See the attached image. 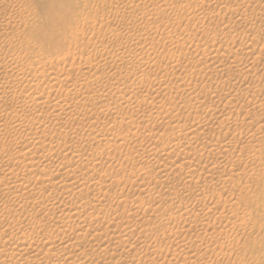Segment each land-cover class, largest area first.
I'll return each instance as SVG.
<instances>
[{
    "label": "rangeland",
    "instance_id": "obj_1",
    "mask_svg": "<svg viewBox=\"0 0 264 264\" xmlns=\"http://www.w3.org/2000/svg\"><path fill=\"white\" fill-rule=\"evenodd\" d=\"M1 1V0H0ZM66 0H23L22 2L24 3L25 2V4H23L22 2H21V4L20 5H25V6H23V7H26L27 5H30L32 8H29L30 6H28V8L29 9H31L30 11L33 13V14H36L38 17H40V20L41 19H43V18H46L47 17V15L50 13V12H55V13H57V14H59V13H63L64 12V9H65V7L66 6H69V7H71V8H73V9H75L76 11H75V13L76 12H78V13H76V14H74L73 16L71 15V14H68V16H67V21H69L70 22V24L72 25V27L71 28H73L74 30H80L79 32H81V31H83V29H84V31H83V38H82V41L85 43V44H94V43H96V39H97V37H98V35L100 36L102 33H105L106 31V33L105 34H109L108 32H110V30L108 31V29L110 28H113V26H114V28H119V26H120V28H121V26H124L125 25V23L127 22V23H129V21L130 22H132L133 20L132 19H139V17L141 16L140 14H142V13H147V14H149V15H147L146 17L148 18L149 16H150V14H151V12H152V17L150 18H148V20L149 19H151V21L149 20H147V22H146V20H145V18H144V20L145 21H143V20H140L141 21V24H144V23H148L147 25H149V23L150 22H152V23H154V24H150L149 26H153V29L152 30H150L148 27L149 26H146L145 24V26H146V30H144L143 32L140 30L141 28H136L135 30L137 31H135L134 29L133 30H131L130 31V33L128 32L127 34L124 32V34H125V37H124V39H126V37L127 36H129V39H130V37H131V39L133 38V40H138V39H140L141 37L142 38H144L145 39V37L144 36H147V38L148 39H150V38H156L155 40H159L160 39V41L163 43V41L161 40V38H162V36L163 35H165V33L164 32H167L168 33V31L166 30V29H170V31L172 32V34H171V32H170V36L172 37V39H173V35L175 34L177 37H187V38H190V40L192 41V44H191V46L190 47H185L183 50L184 51H182L181 52V50H179V54H181L182 53V55L183 56H179L178 55V53L176 52V54H177V56H175V58L174 59H170V58H168V56H167V58H165V60L164 61H162L161 63V66L162 67H160L161 69H157L156 67H154V68H152V67H150V68H145L144 66H143V68H144V71L143 72H145V73H147V74H145V73H143V75L142 74H140V77H141V79H140V77H139V74L137 75V74H135V72H136V68H135V66H134V68L132 69V67H131V70L130 71H133V72H129V70L126 72V71H123L122 72V75H129V76H127L129 79L128 80H130V81H126V83H128L127 84V86H129V82L130 83H132L133 81H134V83H135V81H136V83H137V85L135 86V85H133L134 86V88H132V90H133V92H132V90H129V89H131V88H127L128 89V95L126 94V92H127V89H125L126 90V92L125 91H123V92H125V94H126V96H125V94L124 95H121L120 93H118V94H116L115 92H113L114 90H112L111 88L109 89V87L107 86V85H104V84H106L105 82H103L101 85V87H100V90H96L97 91V94H99L102 90H104V91H102L101 93H108V91H110L111 90V92H109V94L110 93H112L111 94V96L112 97H116V95H117V103H121V101H122V103L124 102V103H126V104H130V102H131V105H132V107H133V112L130 110L129 112H126L125 110H123V111H120V109H118V111L119 112H115V113H113L112 115L110 114L109 116H110V120H109V116L108 115H106V116H108V117H106V116H104L107 112H106V108H107V102H102V103H100V105H102V106H100L99 105V108H101V109H99V110H103L102 111V113H101V120L103 119V120H105L106 121V119L108 118V120L105 122V121H103L102 120V122L104 123L105 122V124H107V125H113L114 123L113 122H116V126H115V128H116V130L117 129H119L120 130V132H122L123 134L125 133L126 134V132L127 133H129V132H131V133H137V134H139V136H141L140 138H137L138 140H137V142H139V143H141V144H149V143H152V141H153V143H157V144H161V143H159V140H160V142H165V143H170V144H172V143H175V142H177L178 140H180L181 142L182 141H185V139L187 140V141H189L191 138H195V136L196 135H183L185 138L183 139V136H181V135H178L177 136V134L174 136V138H172V137H170V136H172V134L170 135V136H168L169 134H170V128H172V126H175V124H176V126L177 127H179V126H184L185 124H188V123H190V121H193L194 123H195V125H194V127H197V125H198V123L197 122H201L202 121V123L204 122H209L210 124H212L213 122H214V124L213 125H211V129L210 128H207V129H203V128H200V130H198V131H200L201 132V130L202 131H204V132H201V136L200 135H198V137L200 138V139H198V138H196V139H191L192 141H201V140H206V139H217V138H219V136H220V138L222 137V135L223 134H225L224 132H227L228 131V129H229V124L227 123V121L225 120V117H227L226 115H225V117H224V125H223V123L222 122H220L221 120H222V117H221V115H219V113H221V106H217L216 107V109H215V106L214 105H212V104H209L210 103V101H209V99H208V97L207 96H209V94H210V92H212L213 91V89L215 90V88H216V90L217 91H221V90H226V85L224 84V85H220V83H221V81H222V79L223 80H227V78H226V76H228L229 74L231 75L228 79H231L232 78V76H236V72H231V73H233V74H231V73H227L228 75H225V73L224 74H222V75H215L216 76V78H215V76H214V73L211 71V69L209 70V71H211V72H209V71H207L206 73L208 74H206L205 73V77H200V76H198L197 77V75H195V72L193 71V70H195V68L197 69V65L195 66L194 64H197V62H196V59H197V57L198 56H200V52L202 51V48L204 47V49H206V48H212V46L214 45V44H218L220 41H223V40H225V38L227 39V40H230V37L231 36H233V38H234V35H235V37H236V39L238 40H236L235 38H234V40H236L235 41V45H237V46H235V47H233L232 49L234 50V49H236V47H238V46H240L242 43L244 44V40H240V38L238 37V35H236V34H239V33H241V32H247V30H250L251 31V29H253V31H251V32H248V34H250V35H252L251 33H257V34H262L261 33V31L263 30V32H264V16H263V20H262V14L261 13H259V7L261 6V5H259V6H257V8H254V10H253V12H251L252 10H249L248 11V13L247 14H244L246 17H245V20H244V15H243V18L242 17H240L241 19H243V21L242 20H240V19H238V17L239 16H237L235 13H237V12H235V11H237L238 10V8L236 7V6H234L233 4H235V3H233V1L231 2V0H230V2H228V0H217V1H215V0H181V3L179 2L180 0H177V1H175V0H169V2H170V4H169V2L168 1H166V0H162V1H166V2H168L166 5H164V2H162L161 0H160V2H158V3H160L161 4V7L160 8H162V3H163V7H165V6H169L170 7V5L172 6V7H176V5H177V8H175L176 9V11H178L177 9H179L181 12H180V14L178 13V12H176V14H177V17H175L174 15H175V12H173L174 13V15H172V12L171 11H175V10H173L172 9V7L169 9L168 7H167V9H169V10H166V11H162V10H164V9H166V8H162L161 10H160V8H158L159 10H160V12L158 11V10H154V3H152L153 5H151V3H150V1L152 2V1H154V2H156V1H159V0H134L135 1V3H134V5H132L131 7L132 8H137L138 9V11L140 12H138L137 10H136V8L135 9H127L126 8V10H125V8L123 9V8H121L122 6H124L125 4H127V2H130V1H132V0H120V2L121 1H123L124 3H122L121 2V4L119 3V4H116L117 3V1L114 3V1L115 0H111V1H109V0H107L106 2V4H108V8L107 7H105V4H104V7L102 8L101 7V5H97L95 2L93 3V1L92 0H85V2H84V0H71L72 1V3H70L71 1L70 0H67L66 2H65ZM75 1H77V3L75 2ZM119 1V0H118ZM126 1V2H125ZM133 1V2H134ZM142 1H144V2H142ZM146 1V2H145ZM149 1V2H148ZM183 1V2H182ZM198 1V2H197ZM201 1H202V3H203V1H204V3L202 4L201 3ZM214 1V2H213ZM222 1V2H221ZM264 0H262V1H260V3H262L263 5H264V2H263ZM58 2V5L56 4ZM88 2H90V4H87ZM137 2H140V3H138L139 4V6H136L137 4ZM165 2V3H166ZM172 2L174 3L175 2V6H173L174 4H172ZM209 2H210V5H209ZM211 2H213L212 4H211ZM219 2H220V4H219ZM225 2H228V5H230V6H227V4H224ZM234 2H236L235 0H234ZM28 3H30V4H28ZM83 3H86L84 6L82 5ZM111 3V4H110ZM144 3V4H143ZM148 5H147V4ZM177 3V4H176ZM178 3L181 5H178ZM189 3H190V6H191V4L193 3L194 5H195V3L199 6L200 4L199 3H201V5H202V8H204V9H199L198 8V6L196 5V6H194V5H192V6H194V7H196V8H193L192 6L191 7H189ZM214 3L216 4V3H218L219 5H214ZM226 5L227 7H229L227 10L226 9H224L225 8V6L223 5ZM233 3V4H232ZM237 3H238V1H237ZM93 4V5H92ZM95 4V5H94ZM115 4V5H114ZM122 4H124V5H122ZM143 6H142V5ZM183 4H184V6H183ZM7 5V6H6ZM5 5V3H2V4H0V22L2 21H5L6 19H8V17H9V15H13L14 14V12H15V10L14 9H12L11 8V6H10V8L8 7V4H6ZM33 5V6H32ZM51 5L53 6V9H52V7H51ZM90 5V6H89ZM121 5V6H120ZM129 5V4H128ZM149 5H151V6H149ZM200 5V6H201ZM216 6L215 8H214V6ZM221 5H223V7H221ZM237 6H240V5H238V4H236ZM36 6V7H35ZM96 6H97V9H96ZM114 6L116 7V6H118V7H116V8H114ZM218 6H220L221 7V9H223L225 12H223V10H219V7ZM232 6V7H231ZM255 6V7H256ZM22 7V6H21ZM51 7V8H50ZM92 7V8H91ZM99 7V8H98ZM141 7V8H140ZM146 7H148L149 8V10H150V8H152V10L151 11H149ZM183 7H186L185 9H186V12H184V8ZM206 7V8H205ZM234 7V8H233ZM236 7V8H235ZM18 8V7H17ZM27 8V7H26ZM27 8V9H28ZM142 8H144L145 10H146V12H145V10L143 11V9ZM210 8V9H209ZM213 8H214V10H213ZM230 8L232 9H237V10H230ZM52 9V10H51ZM89 9V10H88ZM94 9V10H93ZM118 10V9H120V11L118 12V17H116L115 16V18L114 17H109V19H108V23H111V24H108V25H105V23H99V21L97 20V22L95 23V24H93L94 26V28L93 27H91V26H89V28H92V29H89L88 30V28H87V26H86V24H84V25H82V21H80V17H85L86 15H87V13L88 12H90L89 14L91 15V16H93V15H95L94 17L95 18H102L103 16H104V18L108 15V13L107 12H109L110 10L112 11V10ZM142 9V10H141ZM172 9V10H171ZM194 9L195 10H197V11H194ZM198 9H199V11L201 10L202 12H199L198 11ZM7 10H8V12H7ZM63 10V11H62ZM93 10V11H92ZM104 10V11H103ZM108 10V11H107ZM121 10H122V13L123 14H125V13H129V14H125L124 15V17L122 16L123 14H121ZM125 10V11H124ZM133 10V11H132ZM171 10V11H170ZM206 10H208V11H210L209 13H207L206 12ZM256 10H258V11H256ZM6 11V12H5ZM66 11V10H65ZM97 11V12H96ZM128 11H132V12H128ZM136 11H137V13L139 14V16L136 14ZM154 11H158L157 13L155 12L154 13V16H153V12ZM161 11H162V14H161ZM168 11H170L171 12V14L168 12ZM191 11V12H190ZM205 11V12H204ZM211 11H214L215 12V14H214V12H211ZM219 11V12H218ZM226 11H228V13L226 12ZM230 11H232L233 12V14L234 15H236L235 16V18L237 19L236 21H237V23H236V21L234 22V20L233 19H235V18H233L234 17V15L232 14V12H231V14H230ZM240 11H242V9H241V7L239 8V12ZM255 11V12H254ZM264 11V10H263ZM263 11H262V13H263ZM74 12V11H73ZM72 12V13H73ZM96 12V13H95ZM100 12L102 13V15L100 14ZM133 12H135V13H133ZM142 12V13H141ZM189 12V13H188ZM193 12H199V13H197V17L193 14ZM218 12V13H217ZM8 13V14H7ZM94 13V14H93ZM133 13V15H131ZM163 13H165V14H163ZM166 13H168V17H169V23H170V26L171 25H173V26H171V28L168 26V27H166L165 29H164V27L163 26H161L162 25V23L161 22H159V21H161V20H164L165 19V17H166V19H168V17H167V14ZM184 13V14H183ZM189 15V14H191L190 16H193L192 17V19H191V17H189L187 14ZM202 13H203V16H202ZM204 13H206V14H204ZM210 13H211V15H210ZM220 13V14H219ZM222 13H227L225 16H223V14ZM242 13H244V12H242ZM252 13V14H251ZM257 13V15L258 14H260V15H258V16H260V17H256L255 16V14ZM84 14V15H83ZM156 14V15H155ZM178 14H179V16H178ZM182 14V17H180V15ZM186 14V15H185ZM193 14V15H192ZM212 14H214V15H212ZM230 14V15H229ZM77 15V16H76ZM82 15V16H81ZM101 15V16H100ZM121 15V16H120ZM131 15V16H130ZM160 17V18H158V16ZM164 15H165V17H164ZM185 15V16H184ZM207 15V16H206ZM223 16L222 18H223V20H222V18L220 17H218V16ZM251 15V16H250ZM264 15V14H263ZM7 16V17H6ZM70 16L73 18H70ZM128 16V17H127ZM134 16H136V17H133ZM162 16V17H161ZM171 16L174 18H172L171 20H170V18H171ZM184 16V17H183ZM188 16V17H187ZM211 18H210V17ZM233 16V17H232ZM250 16V17H249ZM75 17H76V19H75ZM122 17V19H117V18H121ZM153 17H155L156 18V21L157 22H159V23H157V25L159 26V27H157V28H155L156 27V23L155 22H153L152 21V19L155 21V18H153ZM163 17H164V19H163ZM207 17V18H206ZM226 19H225V18ZM1 18L3 19V20H1ZM97 18V19H98ZM130 18H132V19H130ZM157 18L159 19V21L157 20ZM162 18V19H161ZM227 18L229 19V20H231V22H233V23H228L229 24V26H225L224 24H227L226 22H228L229 20H227ZM247 18V19H246ZM256 18H258V19H256ZM75 19V20H74ZM129 19V20H128ZM134 19V20H135ZM201 19V20H200ZM222 21H221V20ZM122 20V21H121ZM125 20H128V21H125ZM179 20V21H178ZM205 20V21H204ZM239 20V21H238ZM249 20H251V21H249ZM256 20V21H255ZM259 20V21H258ZM260 20H262L261 22H260ZM73 21H76L77 23H75V22H73ZM115 21V22H114ZM118 21V22H117ZM121 21V22H120ZM124 21V22H123ZM167 21V20H166ZM175 21V22H174ZM178 21V22H177ZM202 21V22H201ZM226 21V22H225ZM242 21V22H241ZM247 23H245V22ZM16 22V21H15ZM15 22H10L9 23V26L7 25H0L1 27H0V39H2L1 41L2 42H0V68L1 69H3L4 67V69H3V71L2 72H4V73H6V76L5 77H8V80H10L11 78H13V75L11 74V73H13L12 72V69H13V67L14 66H16V64L15 63H18L17 65H18V67H25L26 65H29L28 63H29V61L27 60V54H29V52L26 50V47L28 48L29 46H25V45H23L22 46V48H21V50L24 52H22L21 50H20V48L18 49L17 47H15L14 46V43H12V42H9V41H11V39H10V37L12 36V34H11V36L10 37H8L9 35H10V33L12 32V33H14L15 31H20L21 30V32H24L25 33V30H26V32L28 33V30L30 29V27H27V26H29L28 24H24L23 25V23H18V22H16V24H15ZM120 22V23H119ZM123 22V23H122ZM142 22H144V23H142ZM80 23V24H79ZM107 23V22H106ZM115 23V24H114ZM200 23H201V25H200ZM204 23V24H203ZM207 23V24H206ZM12 24V25H11ZM17 24H19V25H17ZM102 24H103V26H102ZM177 24V25H176ZM199 24V25H198ZM241 24V25H240ZM244 24H246V25H244ZM259 24V25H258ZM13 25H14V28H13ZM27 25V26H26ZM105 25V26H104ZM176 25V26H175ZM26 27V28H24V27ZM83 26V27H82ZM96 26V27H95ZM101 26H102V28H101ZM111 26V27H110ZM155 26V27H154ZM161 26V27H160ZM180 26V27H179ZM199 26H200V28L202 27V26H206L205 28L207 29L208 27H214V28H212V30H211V27H210V36H208V37H205V36H207V34L209 35V30L207 29V31H208V33L207 32H205L206 34H205V36H204V34H202L201 33V31H202V29L204 28V27H202L201 29L199 28ZM218 26V27H217ZM227 27V28H225V27ZM232 26V27H231ZM236 26H238V27H236ZM240 26V27H239ZM248 26V27H247ZM252 26H253V28H252ZM263 26V27H262ZM3 27V28H2ZM75 27V28H74ZM78 27V28H77ZM108 27V28H107ZM163 27V28H162ZM178 27V28H177ZM219 27H221V28H219ZM224 27V28H223ZM228 27H231V28H233V29H230V28H228ZM81 28H83V29H81ZM160 28V29H159ZM236 28V29H235ZM13 29V30H12ZM14 29H15V31H14ZM25 29V30H24ZM101 29V30H100ZM107 29V30H106ZM156 29V30H155ZM162 29H164V31H162ZM176 29V30H175ZM181 29V30H180ZM227 29V30H226ZM244 29V30H243ZM247 29V30H246ZM259 29H260V31H259ZM262 29V30H261ZM9 30V31H8ZM78 30H77V32H78ZM100 31V33H98L99 31ZM139 30L141 31V33H139ZM153 30H155V31H159V33H164V34H162L161 35V37L159 36L160 34H158V32H154ZM173 30V31H172ZM216 30V32H214ZM229 30V31H228ZM243 30V31H242ZM254 30H256V31H254ZM8 31V32H7ZM86 31V32H85ZM89 31V32H88ZM98 31V32H97ZM105 31V32H104ZM148 31H150L151 32V34H149V33H147L146 35L144 34V33H146V32H148ZM153 31V32H152ZM161 31V32H160ZM179 31V32H178ZM183 31V32H182ZM219 31V32H218ZM221 31H222V33H221ZM78 32V33H79ZM94 32V33H93ZM96 32V33H95ZM137 33V34H135V33ZM196 32V33H195ZM258 32H260V33H258ZM9 33V34H8ZM139 33V34H138ZM154 33V34H153ZM155 33H156V35L157 36H155ZM181 33V34H180ZM211 33H213V35H214V33L216 34L215 35V37L213 36V38H211V36H212V34ZM225 33V34H224ZM231 33V34H230ZM236 33V34H235ZM143 34H144V36H143ZM152 34L154 35V36H152ZM184 34V36H182ZM197 36H196V35ZM203 36H202V35ZM225 36H224V35ZM228 34V35H227ZM80 35L81 34H79V38H80ZM127 35V36H126ZM135 35H137V37L135 36ZM142 35V36H141ZM151 35V37L149 38V36ZM174 35V39H175V36ZM203 37H201V36ZM222 35V36H221ZM250 35H249V37H250ZM92 36V37H91ZM136 38H135V37ZM141 36V37H140ZM158 36H159V38H158ZM3 37H5L4 39H3ZM96 37V38H95ZM238 37V38H237ZM146 38V39H147ZM201 38H202V40H201ZM205 38V39H204ZM221 38V39H220ZM224 38V39H223ZM232 37H231V39H233ZM6 39V40H5ZM8 39H10V40H8ZM91 39H92V41H91ZM147 39V40H148ZM210 39V40H209ZM143 40V39H142ZM141 40V41H142ZM165 41H167V39H164ZM6 41H8L7 43H9V45H7V43H6ZM5 42V43H4ZM199 42V43H198ZM204 42V43H203ZM213 42H215V43H213ZM217 42V43H216ZM2 43H4V44H2ZM5 45V46H4ZM14 46V50H13V46ZM261 45H263V42L260 44V45H258V46H256V45H254L257 49L261 46ZM12 46V47H11ZM25 46V47H24ZM209 46V47H208ZM9 47V48H8ZM11 48V49H10ZM17 50H16V49ZM193 48V49H192ZM24 49V50H23ZM199 49V51L198 52H195L196 50H198ZM18 50H20L21 51V53H19L20 51H18ZM34 51V50H36V48L34 49H32V47L30 48L29 47V51L31 52V51ZM187 50V51H186ZM191 52H190V51ZM11 51H13V53H14V56H13V53L11 52ZM15 51H17V52H15ZM27 51V52H26ZM159 51V52H158ZM189 51V52H188ZM186 52V53H185ZM194 52V53H193ZM26 53V55H24ZM198 54V55H196V54ZM26 56L25 57V60H23L24 59V56ZM155 54V55H154ZM159 54V55H163V52H160V48H158V50L156 51V52H144V53H141V54H139V55H136V58L138 57H140L139 59H141V61H144V62H146V61H148V63L149 64H151L153 61H155V58H157V57H159V56H157V55ZM175 54V55H176ZM187 56H186V55ZM16 55H19L20 56V59L16 56ZM142 57H141V56ZM16 56V57H15ZM21 56H23V58H21ZM157 56V57H156ZM179 56V57H178ZM188 56H190L189 57V60H188ZM29 57H30V55H29ZM195 57V58H194ZM9 58H10V60H9ZM16 58H18L19 60H23V61H25L26 63L24 64V62L22 63L21 61H18V59H16ZM30 58H32L30 61H33V63L32 62H30V64H36V59H34L33 60V56H32V54H31V57ZM135 58V59H136ZM178 58H180V59H178ZM187 58V59H186ZM97 59H98V57L96 58V60L95 59H93V58H91V63H94L93 62V60L94 61H97ZM149 59V60H148ZM153 59V60H152ZM190 59L193 61V62H191L190 61ZM3 60V61H2ZM137 60V59H136ZM168 60V61H167ZM173 61V62H171V61ZM149 61H152L151 63L149 62ZM175 61V62H174ZM179 61V62H178ZM8 62H11V63H8ZM14 62V63H13ZM28 62V63H27ZM169 62V63H168ZM190 62V63H189ZM13 63V64H12ZM164 63V64H163ZM178 63H179V65H178ZM187 63V64H186ZM11 64V65H10ZM20 64V65H19ZM182 65V67H180L181 65ZM192 64V65H191ZM10 65V66H9ZM188 65V66H187ZM191 65V66H190ZM11 66H13V67H11ZM170 66L174 69V70H172V68H170ZM175 66V67H174ZM184 66V67H183ZM187 67V68H186ZM191 67V68H190ZM192 67L194 68V69H192ZM152 68V69H151ZM167 70V72L168 71H173V72H175V74H181L182 76H181V78L183 77V79H182V81H184V82H182L181 80H180V82H174V80H173V77L172 76H167L166 77V75H164V70L165 69ZM168 68H169V70H168ZM189 68V69H188ZM1 69H0V71H1ZM8 70L9 69V72H8V75H7V71L6 70ZM147 69V70H146ZM188 69V71L189 72H191V73H189V72H187V71H185V70H187ZM11 70V71H10ZM98 70V72H95V70H94V72H92L93 70H91L89 73H88V75L89 76H86V74L84 75V76H86V77H84L85 79H86V81L87 82H91L92 81V79H93V75L95 74L96 76L98 75V76H100L101 75V71H104V73H107L106 72V70H107V68L104 70V69H100V67L97 69ZM99 70H101V71H99ZM150 70V71H149ZM166 70H165V72H166ZM179 70V71H178ZM191 70V71H190ZM147 71V72H146ZM155 71V72H154ZM163 71V72H162ZM182 71H183V73H182ZM126 72V73H125ZM181 72V73H180ZM186 72L188 73V74H186ZM10 73V74H9ZM94 73V74H93ZM96 73H98V74H96ZM103 73V74H104ZM132 73H134V74H132ZM161 73V74H160ZM184 73H185V75H184ZM194 73V74H193ZM212 74V75H211ZM94 75V79H93V81H94V84L93 83H91L89 86L90 87H92L93 86V88L94 89H97V85L96 84H98L99 82L101 83V81H98L97 79V77ZM121 75V76H122ZM151 75V76H150ZM159 75V76H158ZM163 75V76H162ZM189 75V76H188ZM191 75V76H190ZM11 76V77H10ZM144 76H145V78H144ZM165 76V77H164ZM209 78H208V77ZM214 77V80H210V79H213V78H211V77ZM220 76H222V78L220 77ZM4 77V78H5ZM97 79H96V78ZM123 77V76H122ZM149 77V78H148ZM172 79H171V78ZM188 77V78H187ZM10 78V79H9ZM89 78V79H88ZM91 78V79H90ZM134 78V80H132ZM140 79V81L138 80L137 81V79ZM143 78V79H142ZM170 78V79H169ZM186 78V79H185ZM199 79V80H196V79ZM208 78V79H207ZM221 78V79H220ZM88 79V80H87ZM96 79V80H95ZM100 79V78H99ZM136 79V80H135ZM162 79V80H161ZM191 79V80H190ZM206 79V80H205ZM220 79V80H219ZM233 79V78H232ZM7 80V78L5 79V80H0V85L1 86H4L5 84H6V82L8 81ZM91 80V81H90ZM141 80H142V84H141ZM152 80V81H151ZM186 80V81H185ZM189 80L191 81V83L193 84H198V87L200 86V88L201 89H197L196 91H195V93L193 92V93H189L188 91H183V88L185 87V88H187L188 87V84H189ZM211 81V82H209V81ZM3 81H6L5 83L3 82ZM92 81V82H93ZM132 81V82H131ZM187 81H188V83H187ZM213 81H215L216 82V84H215V82H213ZM139 82H140V84H139ZM152 82V83H151ZM161 82V83H160ZM165 82V83H164ZM196 82V83H195ZM203 82L205 83V82H208V83H212V85L210 86V84L208 85V86H205V84H203ZM151 83V84H150ZM155 83V84H154ZM3 84V85H2ZM93 84V85H92ZM162 84V85H161ZM16 85H19V84H16ZM104 85V86H103ZM141 86V88H140V86ZM153 85V86H152ZM170 85H171V87H170ZM182 85H183V87H182ZM185 85V86H184ZM218 85H220V86H218ZM263 85V83L262 84H258V86H262ZM20 86V85H19ZM165 86V87H164ZM205 86V88H203ZM225 86V87H224ZM90 87H88V91L87 92H85L87 95L89 94L90 96H95L96 94H93V92L95 91V90H92L93 88H91L90 89ZM104 87V88H103ZM123 87V86H122ZM164 87V88H163ZM166 87H167V89H166ZM207 87V88H206ZM215 87V88H214ZM103 88V89H102ZM106 88V89H105ZM144 88V89H143ZM155 88L157 89L158 88V90L160 91V94H158V95H156L155 94ZM172 88V89H171ZM109 89V90H108ZM1 90V89H0ZM179 90V91H178ZM199 90V91H198ZM202 90V91H201ZM207 90V91H206ZM90 91V92H89ZM163 91H165V92H163ZM170 93H169V92ZM173 91V92H172ZM99 92V93H98ZM123 92H122V94H123ZM187 92V93H186ZM96 93V92H95ZM131 95H130V94ZM145 96H143L142 94ZM146 93V94H145ZM148 93V94H147ZM167 95H166V94ZM175 93V94H174ZM201 93H204L203 95L201 94ZM164 94V95H163ZM183 95V98H185V99H183L182 98V95ZM185 94V95H184ZM199 94H200V98H199ZM148 95V96H147ZM188 95H190V96H188ZM202 95V96H201ZM122 96H124V98L122 97ZM131 98H130V97ZM143 96V97H142ZM155 96V97H154ZM177 96V97H176ZM186 96V97H185ZM204 96V97H203ZM133 97L135 98L134 100L135 101H133ZM181 97V99H179ZM188 97V98H187ZM194 97V98H193ZM197 97V98H196ZM130 98V99H129ZM157 98V99H156ZM166 98V100H164ZM190 98V99H189ZM199 98V99H198ZM113 99V98H112ZM115 99V98H114ZM138 99H140V100H138ZM142 99H144V100H142ZM170 99V100H169ZM172 99V100H171ZM176 99V100H175ZM195 99V100H194ZM203 99H205V100H203ZM128 100V101H127ZM142 100V101H141ZM150 100V101H149ZM158 100V101H157ZM175 100V101H174ZM179 100H181V101H179ZM186 100H188V101H186ZM199 102H198V101ZM201 100V101H200ZM145 101V102H144ZM170 101V102H169ZM174 101V102H173ZM128 102V103H127ZM138 104H137V103ZM152 102V103H151ZM179 102V103H178ZM183 102H185V103H183ZM196 102V103H195ZM198 102V103H197ZM147 103H149V104H147ZM165 103V104H164ZM170 103H172V104H170ZM181 103V104H180ZM186 103L187 104H189V105H191V106H185L186 105ZM205 104V106H204V104ZM136 106H135V105ZM140 104V105H139ZM143 104H145V105H143ZM150 104H151V106H150ZM160 105V107H159V105ZM194 104V105H193ZM199 104V105H198ZM202 104V105H201ZM209 104V105H208ZM103 105H105V106H103ZM130 105V106H131ZM153 105V106H152ZM171 105H172V107H171ZM177 105V106H176ZM193 105V106H192ZM211 105V106H210ZM13 106V107H12ZM12 106H10V107H12L11 109H15V108H17V106L15 105H12ZM148 106V107H147ZM181 106V107H180ZM185 106V107H184ZM198 106V107H197ZM202 106V107H201ZM139 107V108H138ZM144 107V108H143ZM186 108V109H184V108ZM188 107V108H187ZM191 107V108H190ZM197 107V108H196ZM209 107V108H208ZM86 108H87V110H88V106L86 105ZM182 108V111L180 110ZM194 110H193V109ZM200 108V109H199ZM201 108H204L203 110H206L207 112H201ZM213 108V109H212ZM237 108V109H236ZM18 109V110H17ZM17 109H15V110H17V111H19V113L21 114V113H23L22 114V119H23V121L22 122H20V121H18V120H16V123H17V125H16V123H15V121L14 120H12L9 116H7V117H9V118H7L6 117V114L3 112H1L2 113V116H1V113H0V123H2L1 125H0V188H2L1 190H0V219L2 220V221H0V233L2 232V231H4L8 226H9V229H12V231H14V232H12L11 234L10 233H8L9 234V236H12V238H15V236L16 235H19V234H21V233H25L26 232V234L27 235H29V233H33L32 231H34V233H36V232H39V233H46V232H44V229H46V231H49L48 233H50L51 235H59L60 233H61V231L64 229V227H62V225H61V222H59V221H61V220H63L65 217L64 216H68V215H71V216H74V218H76V217H78L77 219H79L82 223H84V228H87V227H90L91 225L93 226V224H95V222L96 223H100V222H97V221H103V222H101V226L102 227H100V230H98V231H96V233L97 234H95V235H99L98 237L97 236H95L94 235V233L92 234V236H91V234H89V235H87L86 234V236H84V238H85V240H84V243L82 244V241L80 242L79 241V245H78V249L79 250H81V249H83V246H84V251L85 250H88V249H90L89 251V254H88V256H87V262H90V260H91V262H90V264H133V263H135V261L137 262L138 261V259L140 258V255L142 254H148L150 257L152 256V263L151 264H159L160 262H162V263H160V264H169V263H167V261L168 260H171V261H173V262H175L176 264H180V262L182 261V263L184 262V256L186 255V252H188V251H190L189 249L187 250L185 247H188V246H190V247H192L193 249H191V250H193V253L196 251V253H195V255L197 254V256H196V260L199 258V257H202L204 254L202 253L204 250H205V248L207 247V246H204V248H203V245H207L208 244V247L209 248H216L217 250H218V248L214 245L215 243L214 242H211V243H209V240H207V239H205L206 237H207V235H205L206 234V232L204 233V235H205V237H203V230H202V228H201V225H199L200 226V228H199V226L197 227L196 226V224L197 223H195V222H188V223H186L187 224V226L185 227V229L184 230H186V228L191 224V225H193L192 223H195L194 224V226H196L195 228H197V230H195V228H194V226H193V228L192 227H190V230H191V228L193 229L192 231H190L189 230V228H187V234L183 231V232H180L179 230H178V228H176L175 226H176V224L172 221H170V220H167L168 219V217H169V219L171 218V220H173V216H176V214L175 213H177V215L178 214H180V212L182 213V210L180 209V208H177V206L176 205H178V207H179V203L178 202H176V201H181V203H180V205L182 204V203H184V204H186V205H188V208H190L191 209V211H192V209H193V212H194V210H195V212H194V214H198L199 213V215L198 216H202L203 215V212H202V214H201V210L203 211V209H201L200 207H202L203 208V206H201L202 204H203V202L205 201V203H207L206 205H205V207H207V206H212V205H214V201H215V197L213 196L214 194H212V193H215L214 191H219V187H220V185L218 186V183L214 180V184H216V185H214L213 183H212V185H211V183L210 182H208V181H206V182H204V184L201 182V181H198V182H196V181H193V182H191V183H187V182H185L184 183V180H183V182L181 183V181H182V179H183V176H184V172H185V169H186V166H183V168L181 169V168H178L177 170H176V175H175V173H171V174H169L168 175V177H167V175H165L164 177H163V173H161L160 171H158V169H156V167H155V165L156 164H154V165H148L147 163H144L143 165L145 166H143V169H140L142 166H140V168H139V166H138V164H137V162H136V159L134 160V159H130L131 157V155L129 156V154L128 153H130V151H128V149H129V147H127V149H126V146H125V148L123 147L122 149H120V150H113V146H112V144H113V141L111 140L113 137L112 136H108V137H106V141L105 140H103V142L102 143H100L99 145H97L95 142H90L89 144H88V142L87 141H85L84 143H78L77 144V142L76 141H74L73 142V140L75 139H77L76 138V136H80V134H81V130H75L74 129V132H72L73 131V129L72 130H70V129H67V128H69L70 127V125L67 127L66 125L68 124H66V121L64 120V118L63 119H61V120H59L58 122H57V120H53L51 117V119L54 121H50V118H45L44 116H49L48 114H49V110L48 111H46V109H42L41 110V108H38V112H37V110H35L36 112H37V114L38 115H40V111H44V112H46V114L44 113V115H43V112L41 113L42 115H43V118H42V115L40 116V118H41V120H40V118H38L37 117V114H36V112L34 113V114H32L31 112H32V110H26L25 109V111L24 110H22L21 111V108H20V110H19V107L17 108ZM92 110L93 108H89V110ZM140 109V110H139ZM162 109V110H161ZM172 109V110H171ZM184 109V110H183ZM198 109H199V111H200V113H199V111H198ZM236 109V110H235ZM239 109V110H238ZM90 110V111H91ZM142 110H144V112L142 111ZM155 112H154V111ZM156 110H157V112H156ZM179 110V111H178ZM196 110V111H195ZM21 111V112H20ZM28 111V112H27ZM92 111H94V110H92ZM148 111V112H147ZM173 111H175L174 113H173ZM198 111V112H197ZM209 111V112H208ZM218 111V112H217ZM235 111H237V112H235ZM34 112V111H33ZM40 112V113H39ZM47 112H48V114H47ZM121 112V113H120ZM150 112V113H149ZM152 112H154V113H152ZM162 112V113H161ZM168 112V113H167ZM171 113V115H170V113ZM177 112V113H176ZM182 112V113H181ZM28 113H31L30 115L32 116H28L27 114ZM127 113V114H126ZM130 113V114H129ZM165 113V114H164ZM167 113V114H166ZM175 113H176V115H175ZM204 113V114H203ZM35 114H36V118H38L37 119V121L39 120L40 122L42 121V119H43V123H39V121H38V123L40 124V125H42V126H39L38 128H36L37 127V125H39L37 122H36V118H35V120H34V118L33 117H35ZM115 114V115H114ZM121 114V115H120ZM134 114V115H133ZM174 114V115H173ZM179 114V115H178ZM214 116H213V115ZM232 115H233V118L234 117H236V116H238V117H241V115H242V113H241V108L239 107H235L234 108V110L232 111V113H231ZM235 114H236V116H235ZM4 115V116H3ZM124 115L126 116V117H124ZM131 115H133V116H131ZM161 115V116H160ZM166 117H165V116ZM167 115H168V118H167ZM181 115V116H180ZM193 115V116H192ZM219 115V116H218ZM112 116V117H111ZM119 116H121V117H119ZM129 116V117H128ZM200 116V117H199ZM206 116V117H205ZM217 116V117H216ZM113 117H114V119L115 120H117V121H115L114 119H113ZM140 117V118H139ZM159 117V118H158ZM163 117H165V118H163ZM169 117H170V119H169ZM204 117V118H203ZM221 117V118H220ZM231 118H232V116H230ZM5 118V119H4ZM27 118H28V120H27ZM31 118H33V119H31L32 121L34 120V122H35V124H32L33 122L30 120ZM117 118V119H116ZM120 118V119H119ZM123 118V119H122ZM136 118V119H135ZM144 118V119H143ZM173 118V119H172ZM203 118V119H202ZM215 118H217V119H215ZM218 118H220V119H218ZM9 119H11L12 121H14V123L13 124H11V120H9ZM112 119L114 120L113 122H112ZM140 119V120H139ZM141 119H143V120H141ZM192 119V120H191ZM199 119V120H198ZM214 119L217 121H214ZM9 122H7V121ZM128 120V121H127ZM167 120V121H166ZM173 120V121H172ZM181 120V121H180ZM210 120V121H209ZM213 122H212V121ZM218 120H220L219 121V123H218ZM24 121H27V122H24ZM64 121V122H63ZM122 121V122H121ZM127 121V122H126ZM170 121V122H169ZM182 121H184L183 123H182ZM8 123V125H7V123ZM20 124H19V123ZM23 122H24V124H23ZM47 122H51V124H49V123H47ZM118 122V123H117ZM124 122V123H123ZM129 122H131V126L132 125H135V127L134 126H132L131 128H132V130H131V128L129 127V125H128V123ZM148 122H150V123H147ZM263 122H264V120H262V121H260V124H263ZM54 123H56V124H54ZM60 123H63V124H61L60 125ZM132 123H135V124H132ZM152 123V124H151ZM155 123V124H154ZM227 123V124H226ZM10 124H11V126H10ZM23 124V125H22ZM26 124V125H25ZM27 124H29L28 125V127H27ZM37 124V125H36ZM64 124H66L65 125V127H64ZM124 124V125H123ZM128 126H127V125ZM130 124V123H129ZM181 124V125H180ZM184 124V125H183ZM222 124V125H221ZM14 125H16V127L14 126ZM18 125H19V127L21 128H19L18 127ZM50 125V126H49ZM52 125V126H51ZM56 125L57 127H55V129H54V126ZM120 125V126H119ZM139 125H140V127H139ZM143 125V126H142ZM166 125V126H165ZM172 125V126H171ZM188 125H190V124H188ZM219 125V126H218ZM30 126H34L33 128H34V130H33V128L32 127H30ZM44 126V127H43ZM127 126V128H130V130L129 129H127V128H125V127ZM146 126V127H145ZM167 126H168V128H167ZM171 126V127H170ZM176 126H175V128H176ZM213 126H214V128H216V126H217V129H215L214 130V128H213ZM221 126V127H220ZM223 126V127H222ZM226 126H228V129H227V127ZM10 127V128H9ZM23 127V128H22ZM24 127H25V129H24ZM28 129H27V128ZM53 127V128H52ZM59 127V128H58ZM133 127H134V129H133ZM145 127V128H144ZM153 127V128H152ZM157 127V128H156ZM220 129H219V128ZM225 127V128H224ZM19 128V129H18ZM43 128H44V131H43ZM47 128V129H46ZM51 128V130H49ZM62 128H63V130H62ZM139 128H140V130H139ZM144 128V129H143ZM147 128V129H146ZM149 128V129H148ZM163 128L165 129L164 131H163ZM174 128V127H173ZM198 128V127H197ZM198 128V129H199ZM213 128V129H212ZM224 128V129H223ZM254 128L255 127H253V129H252V131L254 130ZM18 129V130H17ZM22 129H24V130H22ZM31 131H30V130ZM57 129V131H55ZM151 129V130H150ZM160 129V130H159ZM162 129V130H161ZM225 129H226V131H225ZM29 130V132H27ZM42 130V131H41ZM62 130V131H61ZM84 137H86V134L88 133V132H86L87 130H86V128L84 127ZM122 130V131H121ZM128 130H129V132H128ZM158 130V131H157ZM169 130V133L167 134L166 133V131H168ZM211 130H213V131H211ZM221 131V133L219 132V131ZM222 130H223V132H222ZM21 131V132H20ZM23 131V132H22ZM60 131V132H59ZM65 131H67V132H65ZM76 131V132H75ZM137 131V132H136ZM157 131V132H156ZM163 131V132H162ZM36 132H38V133H36ZM43 132H45V133H43ZM59 133V135H58V133ZM62 132V133H61ZM165 132V133H164ZM209 132V133H208ZM262 132H264V130L262 131ZM262 132H260V134H258L260 137H261V139H263V140H261L260 138H259V140H261V141H259V140H256V138H255V140L253 141L254 143H253V145H256V143H257V145H256V147L254 146L253 148H255V152L253 151V153L252 154H261L260 156L262 157V156H264V133H262ZM20 135H19V134ZM61 133V134H60ZM66 133H68V134H66ZM131 133H129V134H127L128 136H130V135H132ZM159 133V134H158ZM164 133V134H163ZM208 133V134H207ZM213 133V134H212ZM218 133V134H217ZM257 133H259V132H257ZM37 134V135H36ZM54 134V135H53ZM75 134H76V136H75ZM18 135V136H17ZM23 135V136H22ZM46 135V136H45ZM49 135L51 136V137H49ZM62 137H61V136ZM165 135V136H164ZM217 135V136H216ZM257 135V134H256ZM257 135V137H259ZM22 136V137H21ZM33 136V137H32ZM42 138H41V137ZM45 136V137H44ZM54 138H53V137ZM56 136V137H55ZM69 136V137H68ZM138 136V137H139ZM190 136H192V137H190ZM194 136V137H193ZM203 136H204V138H203ZM215 136V137H214ZM232 137V135H228L227 134V138H226V140L225 141H227L228 140V138L229 137ZM57 137H59V138H57ZM66 137H68V138H66ZM110 137V138H109ZM112 137V138H111ZM181 137V139H178V138H180ZM190 137V138H189ZM18 138H20V139H18ZM22 138V139H21ZM62 138V139H61ZM70 138V139H69ZM73 138V139H72ZM166 138V139H165ZM171 138V139H170ZM59 139V140H58ZM61 139V140H60ZM163 139V140H162ZM173 139V140H172ZM177 139V140H176ZM66 140V141H65ZM172 140V141H171ZM176 140V141H175ZM190 140V141H191ZM16 141V142H15ZM59 141V142H58ZM71 141V142H70ZM136 141V140H135ZM142 141V142H141ZM157 141V142H156ZM168 141V142H167ZM263 141V142H262ZM60 142H62V143H60ZM186 142V141H185ZM185 142H182V143H185ZM244 142V141H243ZM12 143H13V145H12ZM64 143V144H63ZM70 145H69V144ZM104 143V144H103ZM110 145V147H113V148H110L109 147V145ZM245 143V142H244ZM72 144V145H71ZM80 144V145H79ZM83 144V145H82ZM85 144V145H84ZM25 145V146H24ZM62 145H64V146H62ZM77 145V146H76ZM102 147H101V146ZM105 145H108V146H105ZM261 147H259V146ZM70 146V147H69ZM82 146V147H81ZM85 146V148L87 149H85V148H83ZM93 146V147H92ZM27 147V148H26ZM65 147V148H64ZM72 147H73V149H72ZM89 147V148H88ZM97 147H99V150L100 151H104L105 153L104 154H101L100 156H98L99 158H96L95 160L92 158V157H94L95 156V154L93 155L92 153H93V151H94V149H98ZM101 147V148H100ZM109 149H108V148ZM259 147V148H258ZM79 148H80V150H79ZM82 148V149H81ZM103 148V149H102ZM258 148V149H257ZM18 149V150H17ZM30 149V150H29ZM76 149H78V151L76 150ZM85 149V150H84ZM105 149V150H104ZM257 149V150H256ZM260 149V150H259ZM17 150V151H16ZM26 150V151H25ZM72 150V151H71ZM75 150V151H74ZM98 150V151H99ZM125 150H127V151H125ZM130 150V149H129ZM22 151H24V153L22 152ZM107 151V152H106ZM116 151V152H115ZM121 151V152H120ZM123 151V152H122ZM235 151H237V152H234L235 153V155L237 154L238 155V149H236ZM260 151V152H259ZM16 152V153H15ZM18 152V153H17ZM86 152V153H85ZM88 152V153H87ZM119 154H118V153ZM257 152V153H256ZM259 152V153H258ZM107 153H108V155H107ZM115 153H117V154H115ZM125 153V154H124ZM127 153V154H126ZM19 154V155H18ZM72 154H75V155H72ZM115 154V155H114ZM121 154H123V155H121ZM263 154V155H262ZM17 155V156H16ZM72 155V156H71ZM80 155H81V157H80ZM115 157H114V156ZM235 155L233 154V158H231V157H229L228 156V159H227V162L228 163H230V165L228 164H223L224 166H225V168L223 167V165H221V168L220 169H222V170H226L225 172L228 174H237V173H241V172H246L245 170L247 169V171H248V168H250L249 166H250V164L249 163H251L250 161L251 160H248L249 158H247V157H244L245 156V154H244V156H242V157H240L241 158V160H239L240 158H235ZM236 155V156H237ZM241 155V154H240ZM4 156V157H3ZM22 156V157H21ZM24 156V157H23ZM74 156V157H73ZM90 156V157H89ZM119 158H118V157ZM123 158H122V157ZM126 156H128V157H126ZM17 159H16V158ZM44 157V158H43ZM67 157H69V158H67ZM95 157H97V156H95ZM106 157H108V158H106ZM110 157V158H109ZM117 157V158H116ZM238 157V156H237ZM6 158V159H5ZM7 158H9V159H7ZM23 158V159H22ZM71 158V159H70ZM84 158V159H83ZM113 158V159H112ZM129 158V159H128ZM245 158V159H244ZM264 158V157H263ZM4 159V160H3ZM19 159V160H18ZM25 159H27V160H25ZM70 159V160H69ZM90 159V160H89ZM98 159V160H97ZM112 159V160H111ZM211 159V156L208 158V159H206L205 157H203V159H202V157H201V161H202V164L201 165H203V162L205 161V160H210ZM232 159V160H231ZM234 159V160H233ZM248 161H247V160ZM11 160V161H10ZM16 160H17V162H16ZM94 160V161H93ZM111 160V161H110ZM245 160V161H244ZM264 160V159H263ZM30 161V162H29ZM35 161H37L36 163H35ZM75 161V162H74ZM84 161H85V163H84ZM90 161V162H89ZM91 161H92V163H91ZM106 161V162H105ZM123 161V163L122 164H120V162H122ZM196 161V160H195ZM241 162V165H240V163H233V162ZM7 162V163H6ZM32 162H34V163H32ZM77 162H79V163H77ZM97 162V163H96ZM102 162H103V164H102ZM112 162V163H111ZM117 162V163H116ZM128 162H130V163H128ZM133 164H132V163ZM136 162V163H135ZM198 162V161H197ZM196 162V163H197ZM226 162V163H227ZM249 162V163H248ZM264 162V161H263ZM1 163H3V164H1ZM18 163V164H17ZM26 164V166H25V164ZM31 164V167H28V165L29 164ZM38 163V164H37ZM75 163V164H74ZM76 163H77V165H76ZM100 163V164H99ZM109 163V164H108ZM110 163H111V165H110ZM125 163V164H124ZM135 163V164H134ZM201 163V162H200ZM249 164L248 166H246V165H244V164ZM40 164V165H39ZM72 164V165H71ZM79 164V165H78ZM84 166H83V165ZM89 164V165H88ZM91 164H92V166H91ZM102 164V165H101ZM117 164V165H116ZM136 164H137V166H136ZM146 164L148 165V168H147V166H146ZM232 164V165H231ZM239 164V165H238ZM263 164V166H264V163H262ZM39 165V166H38ZM71 165V166H70ZM95 165V166H94ZM105 165H107V168L105 167ZM114 165V166H113ZM125 165H126V167H125ZM133 165V166H132ZM4 166V167H3ZM13 168H12V167ZM23 166V167H22ZM25 166V167H24ZM30 166V165H29ZM38 166V167H37ZM78 167L79 169H76V167ZM119 166V167H118ZM131 166V167H130ZM137 167V168H139V170L141 171V170H145L146 169V171H148L149 173H152V176L153 177H151V179L152 178H154V179H152L154 182H152L151 184H150V186L148 185V188L150 189V192H149V194H146V193H142V192H139V191H137L138 189H140V188H138V186H140L138 183H140L141 184V182H142V177H143V172H140L139 170H137V168H136V171L137 172H139V173H137V172H135V167ZM244 166V167H243ZM262 166V167H263ZM6 167H8V168H6ZM15 167V168H14ZM22 167V168H21ZM73 167L75 168V169H73ZM82 167V168H81ZM90 169H89V168ZM93 167H94V169H93ZM100 167H102V168H100ZM109 167V168H108ZM124 167V168H123ZM155 167V168H154ZM229 169H228V168ZM234 167V168H233ZM258 167H260L259 168V172H260V170H262L261 172H260V176H261V178H258L257 180H260L259 182L255 179V180H253L252 182H249V183H251L252 184V186H251V184H250V186H249V188L248 189H250V190H248V192H250V193H247L248 195H249V198H246V196H248L247 194L244 196L245 198H243L242 197V199H238V201L237 202H235V199H237V197H238V193H237V191H238V188H236V190H235V192H233V195H232V197H233V199H232V202L231 203H234V207H237V208H239V210H242V209H244V210H248L249 212H250V217L249 218H254L255 219V217L256 218H259V219H256V220H254V219H252V220H250V222H249V225L246 227V228H244V229H238V231L236 232V234L234 235V236H231V237H233V240H231L230 241V244L232 245V241H233V243H234V246L233 247H236L237 245V243L239 244V245H244L243 243H246L247 242V245L245 246L246 248H244L245 250H243L242 251V253H240V255H239V253L238 254H236V251L234 250V252L231 254V261L232 260H235V261H237V259L239 260L241 257L240 256H242L244 259H242L241 258V260L242 261H238L237 262V264H244L246 261H248V263L250 264V260L251 259H253V260H256V261H258V262H260V264H264V233H262V232H264V223H263V220H264V217H263V213H264V187H263V185H264V181H262L263 179H264V175H263V173H264V171H263V169L261 168V164H260V166H258ZM6 168V170H4ZM12 168V169H11ZM23 168H25L24 170H23ZM92 168V169H91ZM97 168V169H96ZM131 170H130V169ZM224 168V169H223ZM231 168H233V169H231ZM11 169V170H10ZM70 169V170H69ZM89 169V170H88ZM106 169H108V170H106ZM134 169V170H133ZM152 169V170H151ZM179 169H181V170H179ZM236 169V170H235ZM242 169V170H241ZM9 170V171H8ZM25 171V172H23V171ZM73 170V171H72ZM74 170H75V172H74ZM78 170V171H77ZM80 170V171H79ZM132 170H133V172H132ZM229 170L231 171V172H229ZM234 172H233V171ZM3 171V172H2ZM5 171V172H4ZM32 171V172H31ZM68 171V172H67ZM86 171V172H85ZM95 171V172H94ZM156 171V172H155ZM18 172V173H17ZM71 172V173H70ZM81 172H82V174H83V172L84 173H86V174H83L82 176H84L83 178H82V176H81ZM121 172V173H120ZM122 172H123V174H122ZM147 172V173H148ZM180 172H182V173H180ZM249 172V171H248ZM6 173V174H5ZM9 173V174H8ZM25 175H24V174ZM67 173V174H66ZM72 173H74V174H72ZM94 173V174H93ZM131 173V174H130ZM134 175H133V174ZM148 173V174H149ZM161 175H160V174ZM247 173V172H246ZM250 173V172H249ZM72 174V175H71ZM88 174V175H87ZM93 174V175H92ZM121 174V175H120ZM126 174H127V176H126ZM141 174V175H140ZM154 174V175H153ZM156 174V175H155ZM65 175V176H64ZM69 175V176H68ZM75 175V176H74ZM77 175H79V177H77ZM86 175V176H85ZM90 175V176H89ZM102 175V176H101ZM104 175V176H103ZM133 175V176H132ZM139 175H140V177H139ZM181 175V176H180ZM183 175V176H182ZM67 176V177H66ZM122 176V178H120L119 179V177H121ZM124 176V177H123ZM136 176V177H135ZM139 178H138V177ZM157 176V177H156ZM174 176V177H173ZM3 177V178H2ZM70 177V178H69ZM73 177H75L74 179H73ZM99 177V178H98ZM133 177V178H132ZM180 177H182V179L180 178ZM39 178V179H38ZM51 178H52V180H54V181H52L51 180ZM66 178H67V180H66ZM69 178V179H68ZM87 178V180H85ZM125 178H126V181H125ZM246 178V179H245ZM8 181H7V180ZM23 179V180H22ZM30 179V180H29ZM44 179V180H43ZM46 179V180H45ZM47 179H48V181H47ZM76 179V180H75ZM78 179V180H77ZM92 179V180H91ZM101 179V180H100ZM117 179V180H116ZM118 179H119V181H118ZM123 179V180H122ZM139 179V180H138ZM6 180V181H5ZM13 180V181H12ZM20 180H21V182H24L25 181V183H23L22 184V186L21 187H14V185L15 184H17V183H19L20 182ZM29 180V181H28ZM36 180V181H35ZM59 180H61L62 181V184L60 183L61 181H59ZM66 180V182H64ZM73 180V181H72ZM135 180V181H134ZM138 180V181H137ZM158 180V181H157ZM181 180V181H180ZM245 180L247 181V176H244V177H242L240 180H239V183H238V185H244L245 184ZM15 181V182H14ZM35 181V182H34ZM71 181V182H70ZM81 182V184H79L78 182ZM178 181H180V182H178ZM256 182V184H253V183H255ZM4 182V183H3ZM11 182V183H10ZM39 182V183H38ZM47 182H49V183H47ZM56 182V183H55ZM59 182V183H58ZM69 182V183H68ZM72 182H74V185H73V183ZM116 182V183H115ZM131 182H135V185H133ZM160 182V183H159ZM196 184H195V183ZM200 182V183H199ZM244 182V183H243ZM262 182V183H261ZM15 183V184H14ZM54 183V184H53ZM64 183V184H63ZM83 183V184H82ZM119 183V184H118ZM154 183V184H153ZM167 183V184H166ZM193 183V184H192ZM198 183H199V185L201 186H199L198 185ZM258 183V184H257ZM7 184V185H6ZM30 184V185H29ZM51 184V185H50ZM111 184V185H110ZM118 184V185H117ZM133 186H132V185ZM137 184V185H136ZM159 184V185H158ZM178 184V185H177ZM184 184V185H183ZM187 184V185H186ZM188 184H190V186L188 185ZM12 185V186H11ZM25 185V186H24ZM53 185V186H52ZM58 185L60 186V185H63V187H65V188H61V187H58ZM67 185V186H66ZM129 185V186H128ZM131 185V186H130ZM156 186V187H154V186ZM169 185V186H168ZM175 185V186H174ZM180 185H181V187H180ZM187 186V190H190V192L192 191V189L193 190H197V191H194L195 193L196 192H199L198 194H199V196L201 197V199H200V197H199V201H193L192 199H190V198H186V196H187V194H186V196H185V194H184V192H182V190H181V188L182 189H184L183 187H186ZM194 187H197V189L196 188H194ZM197 185V186H196ZM214 185V186H213ZM249 185V184H248ZM254 185V186H253ZM5 186V187H4ZM9 186V187H8ZM162 188H161V187ZM179 186V187H178ZM183 186V187H182ZM190 188H189V187ZM207 186V187H206ZM212 186H213V188H212ZM259 186H261V187H259ZM12 187V188H11ZM28 187H30V188H27ZM129 187V188H128ZM135 187H137V189H136V191L135 190H133ZM165 187V188H164ZM167 187H171V188H167ZM204 187V188H203ZM211 187V188H210ZM256 187V188H255ZM15 188V189H14ZM25 188V189H24ZM39 188H40V190H39ZM60 188V189H59ZM68 188V189H67ZM79 188H81L80 190H79ZM167 188V189H166ZM173 188H175V189H173ZM218 188V189H217ZM19 189V190H18ZM24 189V190H23ZM37 189V190H36ZM129 189H130V192H128L129 191ZM200 189H201V192H202V190H203V192L201 193L200 192ZM261 189H262V191H261ZM11 190V191H10ZM14 190V191H13ZM56 190V191H55ZM153 190H154V192H153ZM160 190V191H159ZM171 190V193H172V195H174V193H176V195L178 196V197H175V195H174V197L173 196H171L170 195V197L171 198H169V195H163L161 198L162 199H159V200H157L156 198H154V197H157V195H158V193H156V192H160L159 193V195H162L163 193H166L167 191L169 192ZM173 190H174V192H173ZM179 190V191H178ZM199 190V191H198ZM213 190V191H212ZM13 191V192H12ZM35 191H36V194H35ZM66 191V192H65ZM77 191V192H76ZM163 191V192H162ZM208 191V192H207ZM209 191H212V193L211 192H209ZM253 191V192H252ZM260 191H261V193H260ZM10 192V193H9ZM21 192V193H20ZM45 192V193H44ZM62 192V193H61ZM106 192H107V194H106ZM152 192H153V194H152ZM167 192V193H168ZM183 194H182V193ZM194 192H192V193H194ZM239 192V191H238ZM254 192H255V195H254ZM262 192H263V194H262ZM7 193V194H6ZM13 193V194H12ZM47 193H48V195H47ZM109 193V194H108ZM113 193V194H112ZM129 193H130V195H129ZM162 193V194H161ZM179 193V194H178ZM180 193H181V196H180ZM209 193H211L210 195H209ZM260 193V194H259ZM17 194V195H16ZM93 194H94V196H93ZM99 194V195H98ZM101 194V195H100ZM106 194V195H105ZM141 194V195H140ZM201 194V195H200ZM227 192H223L222 193V195H223V198L224 197H227ZM259 194V195H258ZM2 195V196H1ZM14 195V196H13ZM33 195V197H31ZM44 195V196H43ZM66 195V196H65ZM121 195V196H120ZM128 195H129V197H128ZM146 195V196H145ZM153 195V196H152ZM208 195V196H207ZM230 195V194H229ZM252 195H254V196H252ZM262 195V196H261ZM15 196H17V197H15ZM42 197V200H41V197ZM47 196V197H46ZM49 196L51 197V198H49ZM79 196V197H78ZM103 196V197H102ZM108 198H107V197ZM110 196H112V197H110ZM115 196V197H114ZM125 196H126V198H125ZM140 196V197H139ZM143 196V198H141ZM149 196H151V197H149ZM185 196V197H184ZM211 197V199H212V197L214 198V199H212V200H210L209 198ZM2 197V198H1ZM20 197V198H19ZM26 199H25V198ZM45 197H46V199H45ZM83 199H82V198ZM94 197V198H93ZM102 197V198H101ZM123 197V198H122ZM138 197H139V199L140 200H137L138 199ZM172 197L174 198V199H172ZM183 197V198H182ZM203 197H205V198H203ZM206 197H207V199H206ZM254 197V198H253ZM259 197V199H257ZM27 198H29V199H27ZM89 198V199H88ZM136 198V199H135ZM149 198V199H148ZM198 198V197H197ZM205 199V200H203V199ZM241 198V197H240ZM18 199H19V201H18ZM32 199V200H31ZM53 199V200H52ZM76 199V200H75ZM82 200V201H84L85 203H87V207L86 208H84V209H87V210H84L83 209V207H81V206H77L78 204H76L77 202H78V200ZM89 200V202H88V200ZM122 199V200H121ZM148 199V200H147ZM153 201H152V200ZM166 201H165V200ZM171 199V200H170ZM183 199H185V200H183ZM248 199V200H247ZM250 199V200H249ZM255 199H257V200H255ZM24 200V201H23ZM45 200V201H44ZM131 200V201H130ZM135 200H137V201H139V204L141 205V207H140V205H137V206H135L134 205V201ZM144 200V201H143ZM150 200V202H148ZM200 200H202V204H201V202H200ZM247 200V201H246ZM27 201V202H26ZM119 201V202H118ZM124 203H123V202ZM175 201V202H174ZM212 201V202H211ZM30 202V203H29ZM122 204H121V203ZM131 202H132V205H133V207H132V205H130L131 204ZM147 202V203H146ZM171 202V203H170ZM198 202H199V204H198ZM212 204H211V203ZM215 202H217V201H215ZM258 202V203H257ZM260 202V203H259ZM90 203V204H89ZM128 203V204H127ZM138 203V202H137ZM145 203V204H144ZM196 205H195V204ZM204 203V204H205ZM252 203V204H251ZM253 203H257L256 205H257V208H256V205L255 204H253ZM54 204V205H53ZM59 205V207H58V205ZM76 204V205H75ZM103 204H105V205H103ZM145 206H144V205ZM160 204H161V206H160ZM171 206V208L172 209H169L170 208V206ZM194 204V205H193ZM216 204V203H215ZM248 204V205H247ZM52 205V206H51ZM73 205V206H72ZM146 205H148V207L146 206ZM158 205V206H157ZM167 205V206H166ZM198 205H200V207L198 208ZM252 205V206H251ZM254 205H255V207H254ZM258 205H259V207H258ZM67 206V207H66ZM92 206V207H91ZM105 206V207H104ZM110 206V207H109ZM129 206H131V207H129ZM143 206V207H142ZM158 207V208H156V207ZM163 206H164V208H166V209H162L163 208ZM173 206V207H172ZM192 206V207H191ZM216 205H214L213 207H212V209H213V211H215L213 214H215V215H210V219H207V220H204L203 222H207V223H211V224H214V223H216V224H214V225H211V224H209L210 225V230H212V229H215V227L216 226H218V227H216V229L218 228V229H221V228H223V230L225 229L223 226H226V229H228V228H230V227H227V224L226 223H228V225H229V222H234V218L232 217V219L231 218H229L228 220H230V221H227V219L226 220H222L220 217H218L217 219L219 220V224L217 225V223H218V220L217 219H215L218 215L217 214H219V216H220V213H218L219 211L221 212L222 210L221 209H218V207H220V208H222L221 207V205L220 206H218L217 205V209L215 208L214 209V207H215ZM249 206V207H248ZM263 206V207H262ZM64 209H63V208ZM94 207H95V209H94ZM109 207V208H108ZM136 207V208H135ZM153 207H155V208H153ZM245 207V208H244ZM251 207V208H250ZM9 208L11 209L12 208V210L10 211L9 210ZM15 208H17V209H15ZM42 208V209H41ZM50 208H51V210H50ZM55 208V209H54ZM68 208V209H67ZM108 208V209H107ZM111 208V209H110ZM138 208V209H137ZM144 208H146L145 210H144ZM150 208V209H149ZM159 208H161V209H159ZM175 210H174V209ZM198 208V209H197ZM262 208H263V210H262ZM45 211H44V210ZM57 209V210H56ZM66 209V210H65ZM73 209H74V211H73ZM82 209V210H81ZM149 209V210H148ZM156 209V210H155ZM159 209V210H158ZM179 209V210H178ZM201 209V210H200ZM226 209H228V206H226L225 207V209H223V210H225L224 211V213H222V214H225V212H227V211H229V210H226ZM251 209V210H250ZM254 209H255V211H254ZM60 210V211H59ZM63 210V211H62ZM105 210V211H104ZM130 210V211H129ZM144 210V211H143ZM165 212H164V211ZM166 210H170V212H168L167 211V213H166ZM178 210V211H177ZM8 211H10V215H12V216H10L9 215V213H8ZM17 213H16V212ZM55 211V212H54ZM85 211V212H84ZM101 211V212H100ZM111 211V212H110ZM135 211V216H134V213H132V212H134ZM144 212L143 214H142V212ZM161 211V212H160ZM177 211V212H176ZM254 211V212H253ZM15 212V213H14ZM45 212H46V214H45ZM48 212V213H47ZM66 212V213H65ZM108 212H109V215L110 216H108ZM164 212V213H163ZM258 213V212H260V215L258 214H256V213ZM8 213V214H7ZM12 213V214H11ZM73 213V214H72ZM82 215H81V214ZM100 213V214H99ZM111 213V214H110ZM128 213H129V215H128ZM138 213V214H137ZM227 213H229V212H227ZM253 213V214H252ZM6 216H5V215ZM65 214V215H64ZM67 214V215H66ZM76 214V215H75ZM114 214H116V216L114 215ZM171 214H172V216H171ZM193 214V213H192ZM230 214V213H229ZM256 214V215H255ZM3 215H4V217H3ZM16 215V216H15ZM94 215H95V217H94ZM102 215V216H101ZM138 215V216H137ZM171 217H170V216ZM248 215V216H249ZM251 215H254L253 217L251 216ZM31 216V217H30ZM34 216V217H33ZM51 216V217H50ZM79 216H80V218H79ZM115 216V217H114ZM132 216H134L133 218H132ZM214 216H216L215 218H213ZM248 216H247V218H248ZM41 217L43 218V219H41ZM97 217H98V220H97ZM114 218V222H113V218ZM127 217V218H126ZM129 217V218H128ZM131 217V218H130ZM136 217H140L139 219H137ZM167 217V218H166ZM9 218V219H8ZM12 218V219H11ZM15 218V219H14ZM33 218L34 219H36V220H33ZM38 218V219H37ZM61 218V219H60ZM81 218H82V220L83 219H85V220H81ZM87 218V219H86ZM102 218H104V219H102ZM118 218H120V219H118ZM124 218V219H123ZM220 218V219H219ZM263 218V219H262ZM11 219V220H10ZM19 219V220H18ZM25 219V220H24ZM28 219H32L33 221H32V223H36V221H37V223H39L40 221L39 220H43L40 224H38L37 226H32L31 227V225H29L28 224V222H29V220ZM47 219H49L48 221H47ZM122 219V220H121ZM130 219V220H129ZM213 221H212V220ZM17 220V221H16ZM21 220V221H20ZM22 220H24L23 222H22ZM109 220V221H108ZM137 220V221H136ZM166 222V223H168V222H171V223H168V224H166L164 221ZM214 220L216 221V222H214ZM254 220V221H253ZM9 221V222H8ZM16 223V224H18V225H16L14 222ZM52 221H53V223H52ZM118 221H121V223H124V225H125V223H126V225L123 227V226H121V227H123V229H122V231H118V230H121V229H117L116 227H119V225H120V222H118ZM123 221V222H122ZM134 221V222H133ZM225 221H227L226 223H225ZM261 221H262V223H261ZM11 222V223H10ZM19 222V223H18ZM31 222V221H30ZM45 222V224H43L42 225V223H44ZM47 222V223H46ZM49 222V223H48ZM112 222L114 223V224H112ZM118 222V223H117ZM130 223V225H129V223ZM136 222H137V224H136ZM159 222H161L162 223V225H160L161 223H159ZM214 222V223H213ZM253 222H254V224H253ZM255 222H256V225H255ZM27 223V224H26ZM58 223V224H57ZM89 223V224H88ZM92 223V224H91ZM111 223V224H110ZM142 223V224H141ZM157 223H158V226H157ZM163 223H165L166 225H164ZM251 223V224H250ZM260 223V226L258 225ZM4 226H3V225ZM61 226H60V225ZM87 224V225H86ZM103 224V225H102ZM129 226H131V227H129ZM224 224H226V225H224ZM255 226V227H253L252 228V226L253 225ZM16 225V226H15ZM19 225H21L20 226V229H18L19 228ZM57 225V226H56ZM86 225V226H85ZM90 225V226H89ZM136 225V226H135ZM175 225V226H174ZM179 225H181V224H179ZM250 225H252V226H250ZM260 227V228H257L258 226ZM14 226V227H13ZM42 226V227H41ZM46 226H48V227H46ZM107 226H108V228H107ZM142 226V227H141ZM162 226H163V228H162ZM168 228H167V227ZM230 226V225H229ZM249 226H250V228H252V229H247V228H249ZM257 226V227H256ZM3 229H2V228ZM6 227V228H5ZM16 227V228H15ZM28 229H27V228ZM56 227V228H55ZM113 227V228H112ZM120 227V228H121ZM126 227H128V228H126ZM138 227V228H137ZM161 227V228H160ZM165 227V228H164ZM214 227V228H213ZM59 230H58V229ZM105 228V229H104ZM116 228V229H115ZM130 228V229H129ZM178 230V231H176V229ZM254 228H255V230H254ZM8 229V228H7ZM6 229V230H7ZM34 229V230H33ZM49 229V230H48ZM53 229V230H52ZM109 229V230H108ZM111 229V230H110ZM115 229V230H114ZM132 229V230H131ZM163 229V230H162ZM165 229V230H164ZM167 229H168V231H167ZM169 229L171 230V231H169ZM173 229V230H172ZM257 229H259V230H257ZM2 230V231H1ZM27 230V231H26ZM161 230V231H160ZM188 230L190 231L189 233H188ZM195 230V231H194ZM198 230H201V232L200 233H202V234H200V233H198ZM209 229H208V231L207 232H211ZM248 230H250V232L248 231ZM36 231V232H35ZM53 231V232H52ZM56 231V232H55ZM60 232L59 234H58V232ZM114 233H113V232ZM127 231H130V232H127ZM134 231V232H133ZM197 231V232H196ZM257 231H259V233H257ZM10 232H11V230H10ZM55 232V233H54ZM106 232H108V233H106ZM109 232H111V233H109ZM126 232V233H125ZM131 232H133V233H131ZM161 232V233H160ZM163 232V233H162ZM168 232V233H167ZM171 232V233H170ZM179 234H178V233ZM194 234H199L200 236L199 237H193V233ZM196 232V233H195ZM243 232V233H242ZM3 233V232H2ZM2 233L0 234V237L2 236ZM19 233V234H18ZM53 233V234H52ZM119 233V234H118ZM122 233V234H121ZM124 233V234H123ZM130 233V234H129ZM183 235H181V234ZM238 233V234H237ZM242 233V234H241ZM248 233H250V234H248ZM256 233V234H255ZM108 234V235H107ZM111 234V235H110ZM116 234H118V236H119V239L117 238L118 236L116 235ZM176 234V235H175ZM185 234V235H184ZM208 234V233H207ZM262 236H261V235ZM106 235V236H105ZM110 235V236H109ZM134 235V236H133ZM137 235V236H136ZM160 235V236H159ZM163 235V236H162ZM174 237H176V236H178L177 238H174ZM181 235V236H180ZM237 235H238V237H237ZM114 236H115V238H114ZM122 236V237H121ZM133 236V237H132ZM164 236H166V239H164L165 237ZM195 236V235H194ZM98 238L99 239V237H100V239H101V241H100V239L98 240L97 238L96 239H94V238ZM106 237H108V238H106ZM127 237H129L128 239H127ZM162 237H164V238H162ZM168 237H169V239H168ZM189 237H192V238H190L189 239ZM200 237L203 239H200ZM235 237V238H234ZM257 237V238H256ZM89 238H90V240H89ZM105 238V239H104ZM109 238H111V242L110 243H108L109 242ZM114 238V239H113ZM126 238V239H125ZM174 238V239H173ZM181 240H180V239ZM184 238V239H183ZM194 238V239H193ZM199 239V240H201V241H198V243L196 244V239ZM253 238H254V240H253ZM93 239H94V241H93ZM106 239H108V242H106L105 243V241L104 240H106ZM116 239V240H115ZM156 239V240H155ZM173 239V241L172 242H174V241H181V242H185L184 244L186 245V243H187V245L184 247V248H178V247H176V248H178V249H176L175 247H174V244H172V242H171V240ZM178 239V240H177ZM184 241H183V240ZM188 239V240H187ZM193 239V240H192ZM197 239V240H198ZM205 239V240H204ZM238 239V240H237ZM257 239V240H256ZM92 240V242H90ZM103 240V241H102ZM119 241V242H116V241ZM125 240V241H124ZM129 240V241H128ZM162 240H166L165 242L164 241H162ZM207 240V242H206V244H205V241ZM246 242H245V241ZM99 241V242H98ZM107 241V240H106ZM115 241V243L113 244V242ZM170 241V242H169ZM189 241L191 242V245L190 244H188L189 243ZM195 243H193V242ZM196 241V242H195ZM238 241V242H237ZM88 242V243H87ZM123 242V243H122ZM126 242H128V243H126ZM132 242V243H131ZM168 242V243H167ZM203 244H202V243ZM96 243V244H95ZM102 243V244H101ZM108 243V244H107ZM117 243V244H116ZM131 243V244H130ZM134 243V244H133ZM171 243V244H170ZM236 243V244H235ZM2 244H4L3 242L0 244V246L2 245ZM80 244H82V245H80ZM91 244V245H90ZM92 244H93V246H92ZM95 244V245H94ZM124 244V245H123ZM209 244H210V246H209ZM229 244V245H230ZM33 245V247L31 246V251H27V253L25 254L26 256H28V258H29V255H30V257L33 255V257L34 258H39V257H41L42 256V254H44V253H47L48 251H47V248H46V246L44 247V246H41V244H39L38 245V243H35V244H32ZM113 245V246H112ZM120 245H122V248H121V246ZM126 245H129L127 248H126ZM171 245H173V246H171ZM196 245H199V246H202V247H197ZM211 245H212V247H211ZM217 245V244H216ZM236 245V246H235ZM251 245V246H250ZM256 247H255V246ZM3 246L4 245H2L1 247H0V253L2 254H0V263L2 262L1 260H5L6 262L8 261L9 262V264H24V262H23V260H17V256H16V251H19V249L21 248V247H18V248H15V247H13V246H8L7 247V245L6 246H4V248H3ZM38 248H36V247ZM95 246V247H94ZM168 246V247H167ZM6 247V248H5ZM12 247L14 248V249H12ZM26 247V246H25ZM88 247V248H87ZM99 247V248H98ZM102 247H104V248H102ZM109 247V248H108ZM115 247V248H114ZM117 247V248H116ZM119 247V248H118ZM132 247V248H131ZM195 247H197L198 249H200V250H198V249H196ZM251 247L253 248V249H251ZM255 247V248H254ZM106 248V249H105ZM130 248V249H129ZM167 248H168V250H167ZM176 249V250H174V249ZM204 250H203V249ZM250 248V249H249ZM262 248V249H261ZM17 249V250H16ZM54 249L55 250H52V251H54L53 253H57V252H59V250L57 249V248H55L54 247ZM92 249V250H91ZM98 249H100V252L98 251ZM105 249V250H104ZM112 249H113V251H112ZM127 249V250H126ZM182 249H183V251L185 252H178V251H182ZM257 249V250H256ZM258 249H260L259 251H258ZM4 250V251H3ZM9 250H10V252H9ZM11 250H13L14 251V254H12L13 253V251H11ZM33 250H35V251H33ZM37 250H39V251H37ZM78 250V251H79ZM96 250V251H95ZM107 250V251H106ZM122 250H125V251H122ZM130 250V251H129ZM263 250V251H262ZM37 251V253H36V255H34L33 254V252H36ZM45 251H47V252H45ZM120 251V252H119ZM128 251V252H127ZM163 251V252H162ZM168 251V252H167ZM219 251V250H218ZM249 251V252H248ZM252 251V252H251ZM254 251V252H253ZM3 252V253H2ZM29 252V253H28ZM42 254H41V253ZM103 252V253H102ZM119 252V253H118ZM147 252V253H146ZM175 252V253H174ZM178 252V253H177ZM192 252V251H191ZM201 252V253H200ZM246 254H245V253ZM261 252H263V254L261 253ZM38 253H40V254H38ZM93 253V254H92ZM95 253V254H94ZM101 253V254H100ZM123 253V254H122ZM127 253V254H126ZM153 253V254H152ZM164 253V254H163ZM168 253V254H167ZM181 254V257H180V254ZM199 253L202 255H200L199 256ZM261 253V254H260ZM102 254H104V255H102ZM131 254H132V256H131ZM137 254V255H136ZM139 254V255H138ZM185 254V255H184ZM187 254H192V253H187ZM234 254V255H233ZM112 255V256H111ZM141 255V256H142ZM162 255V256H161ZM176 255V256H175ZM238 255V256H237ZM245 255V256H244ZM250 255V256H249ZM253 255V256H252ZM9 256V257H8ZM24 256V255H23ZM39 256V257H38ZM92 256H94V257H92ZM109 256V257H108ZM111 256V257H110ZM236 256V257H235ZM3 257V258H2ZM12 257V258H11ZM16 257V258H15ZM89 257V258H88ZM99 257V258H98ZM120 257V258H119ZM131 257V258H130ZM154 257V258H153ZM167 257V258H166ZM203 257H205V256H203ZM220 257V256H219ZM238 257V258H237ZM92 258V259H91ZM111 258V259H110ZM134 258V259H133ZM137 258V259H136ZM165 258V259H164ZM228 257L226 256V258L225 259H227ZM236 258V259H235ZM248 258V259H247ZM101 259V260H100ZM113 259L115 260V261H117V263H115V261H113ZM122 259V260H121ZM131 259H132V261H131ZM178 259V260H177ZM219 260H221V257L220 258H218ZM225 259H222L223 261L225 260ZM247 259V260H246ZM10 260V261H9ZM15 262H14V261ZM85 260V259H84ZM100 260V261H99ZM109 262H108V261ZM120 260V261H119ZM125 260H127V261H125ZM192 260H194V258L192 259ZM213 261L214 259H212V258H209L207 261H208V263L210 264V261ZM221 260V261H222ZM243 260H244V263H243ZM253 260H251V261H253ZM259 260H262V261H259ZM98 261V262H97ZM103 261H105V262H103ZM110 261H113V262H110ZM156 261V262H155ZM177 261V262H176ZM180 261V262H179ZM202 261V260H201ZM201 261H196L195 263L193 262L192 264H199V262L201 263ZM4 262V261H3ZM2 262V263H3ZM22 262V263H21ZM170 262V261H169ZM173 262H171L172 264H173ZM241 262V263H240ZM170 263V264H171ZM174 263V264H175ZM207 263V264H208ZM247 263V264H248ZM252 263V262H251ZM50 264H55L54 262L53 263H50ZM135 264H137V263H135ZM150 264V263H149ZM212 264H213V262H212ZM246 264V263H245Z\"/></svg>",
    "mask_w": 264,
    "mask_h": 264
},
{
    "label": "bare ground",
    "instance_id": "obj_2",
    "mask_svg": "<svg viewBox=\"0 0 264 264\" xmlns=\"http://www.w3.org/2000/svg\"><path fill=\"white\" fill-rule=\"evenodd\" d=\"M23 0H1L0 1V4H2V3H5V5L6 4H8V7L10 8V6H11V8L12 9H14L15 10V12H14V14L13 15H9V17H8V19H6L5 21H1L0 22V25H8L9 26V23L10 22H18V23H23V25L24 24H28L29 26H27V27H30V29L28 30V33L26 32V30H25V33L24 32H21V30L20 31H15V29H14V33H10V35L8 36V37H10L11 36V34H12V36L10 37V39H11V41H9V42H12V43H14V46L15 47H17L18 49L20 48V50H21V48H22V46L23 45H25V46H29L30 48L32 47V49L34 48H36V50H32L31 52L29 51V47L27 48L26 47V50L29 52V54H27V60L29 61V65H26L25 67H18V63H15L16 64V66H11V67H13V69H12V72L13 73H11L12 75H13V78H9L10 80H8V77H5L6 76V73H4V72H2L3 71V69L5 68H3V69H1V71H0V80H5L6 78H7V82L6 81H3L4 83L6 82V84L4 85V86H1L0 85V111L3 113H5L6 114V117L7 116H9L12 120H14L15 121V123H16V120H18V121H20V122H22L23 121V119L25 118H23L22 119V114L23 113H19V111H17L18 109V107H19V110H20V108H21V111L22 110H24L25 111V109L26 110H32V114H34L36 111L35 110H37V112H38V108H41V110L42 109H46V111H48L49 110V114H48V112H47V114L49 115V116H44L45 118H52L53 120H57V122L59 121V120H61V119H63L64 118V120L66 121V124H64V127H65V125L68 127L69 125H70V127L69 128H67V129H70V130H72L73 129V131L72 132H74V129L76 130H81V134H80V136H76V134H75V136H76V140L74 139L73 140V142L74 141H76L77 142V144L78 143H84L85 141H87L88 142V144L90 143V142H95L97 145H99L100 143H102L103 142V140H105L106 141V137H108V136H112L111 138V140L113 141V144H112V146L114 147H110V145H109V147L110 148H113V150H120V149H122L123 147L125 148V146H126V149H127V147H129V149H128V151H130V153H128L129 154V156L131 157L130 159L132 160V159H136V162H137V164H138V166H139V168H140V166H142L144 163H147L148 165H154V164H156L155 165V167H156V169H158V171H160L161 173H163L162 175H163V177L165 176V175H167V177H168V175L169 174H173V173H175L176 172V170L178 169V168H183V166H186V169H185V172H184V176H183V179H182V177H180L181 179H182V181H181V183L183 182V180H184V183L185 182H187V183H191V182H193V181H196V182H198V181H201L203 184H204V182H206V181H208V182H210L211 183V185H212V183L214 182V180L218 183V186L220 185V187H219V191H214L215 193H212V191H209V192H211L212 194H214L213 196L216 198L215 199V201H217V202H215L214 201V205H216L215 207H214V209L216 208L217 209V205L218 206H220L221 205V207L222 208H220V207H218V209H221L222 211L220 212H218V213H220V216H219V214H217L218 216L216 217V216H214L213 218H215V219H217L218 217H220L222 220L224 219V220H226L227 219V221H230V220H228L229 218H231L232 219V217L234 218V222H229V225H228V223H226L227 221H225V223L227 224V227H230V228H228V229H226V226H223L225 229L223 230V228H221V229H216V227H218V226H216L215 227V229H212V230H210L211 228H210V225L209 224H211V223H207V222H203L204 220H207V219H210V215L212 216V215H215V214H213L215 211H213V209H212V207L214 206V205H212V206H207V207H205V205L207 204V203H205V201L203 202V204H202V200H200V202H201V206H203V208L202 207H200V205H198V208L200 207L201 209H203V211L201 210L200 212H201V214H202V212H203V215L202 216H198L199 215V213L198 214H194V212H195V210H194V212H193V209H192V211H191V209L190 208H188V205H186V204H184V203H182L181 205H180V203H181V201H176V202H178L179 203V207H178V205H176L177 206V208H180L181 210H182V213L180 212V214H178L177 215V213H175L176 214V216H173V220H171V218L169 219V217H168V219L167 220H170L171 222L173 221L175 224H176V228H178V230L180 231V232H185L186 230H187V228H189V230H190V227H192L193 228V226H194V224L195 223H197L196 224V226L198 227L199 225H201V228H202V230H203V237H205V235H207V237L205 238V239H207V240H209V243H211V242H214L215 244V246L218 248V250L216 249V248H209L208 247V244L207 245H203V248H204V246H207L206 248H205V250L202 252L204 255L203 256H205V257H203L200 253H199V256L201 255L202 257H199L197 260H196V256H197V254L195 255V253H196V251L193 253V250H191V249H193L192 247H190V246H188V247H185L186 245H187V243H186V245L183 243V242H181V241H179L178 239V241H174V242H172L173 241V239L174 238H177L178 236H176V237H174L173 235V239L171 240V242H172V244H174V247L176 246V247H178V248H186L187 250L189 249L190 251H188V252H186L185 250V252H186V255L184 256V262L182 263V261L180 262V264H192L193 262L195 263L196 261H201V263L199 262V264H207L208 263V259L209 258H212V259H214L213 261H210V264H212V262H213V264H237V262L238 261H242L241 260V258L242 259H244L242 256H240L241 258L238 260L237 259V261H235V260H230L231 259V254L234 252V250L236 251V254H238L239 253V255H240V253H242V251L243 250H245L244 248H246L245 246L247 245V242L246 243H243L244 245H239L238 243L235 245L236 247H233L234 246V243H233V241L231 242L232 243V245L230 244V241L231 240H233V237H231V236H234L235 234H236V232L238 231V229H244V228H246L248 225H249V222H250V220H252V219H254V218H249L250 217V212L247 210H244V209H242V210H239V208H237V207H234L235 205H234V203H231L232 202V199H233V197H232V195H233V192H235V190H236V188H238V191H237V195H238V197H237V199H235V202H237L238 201V199H242V197L243 198H245L244 196L247 194V193H250V192H248V190H250V189H248L249 188V186H250V184L251 183H249V182H252L253 180H257L258 178H261V174H260V172L262 171V170H260V172H259V168L260 167H258V166H260V164H261V168L263 169L264 168V166H263V164L262 163H264L263 161V157L264 156H260L259 154H252L253 153V151L255 152V148H253L254 146L256 147V145H257V143H256V145H253V141L255 140V138H256V140H259V138L261 139V137L258 135V134H260V132H262L263 130H264V122H263V124H260V121H262V120H264V32H263V30L261 31V33L262 34H257V33H251L252 35H250V34H248V32H251V31H253V29H251V31L250 30H247V32H244L243 30V32H241V33H239V34H236V35H238V37L240 38V40L242 41V40H244L245 42H244V44L242 43L240 46H238V47H236V49H232L233 47H235V46H237V45H235V41L237 40L236 39V37H235V35H234V38L236 39V40H234V38H233V36H231L233 39H231V37H230V40H227L226 38H225V40H223V41H220L217 45L216 44H214L213 46H212V48H206V49H204V47L202 48V51L200 52V56H198L197 57V59H196V62H197V64H194L195 66L197 65L198 67H197V69L195 68V70H193L194 72H195V75H197V77L198 76H200L201 78L202 77H205L204 75H205V73L207 72V71H209L210 69H211V71L214 73V76L215 75H222V74H224L225 73V75H228L229 73H231V72H236V76L234 77V76H232V78L231 79H228L231 75L229 74L228 76H226V78H227V80L225 79V80H223L222 79V81H221V83H220V85H226V90H221V91H217L216 90V88H215V90L213 89V91L212 92H210V94H209V96H207L208 97V99H209V101H210V103L209 104H212V105H214L215 106V109H216V107L217 106H221V113H219V115H221V117H222V120L220 121V120H218V123H219V121L220 122H224V117H225V115L227 116V117H225V120L227 121V123L229 124V129H228V126H226L227 127V129H228V131L227 132H224L225 134H223L222 135V137L220 138V136H219V138H217V139H206V140H201V141H192L191 139H193V138H191L189 141H187L186 139H185V141H182V142H185V143H182L180 140H178L177 142H175V143H172V144H170V143H165V142H160V140H159V143H161V144H157V143H153V141H152V143H149L148 145L146 144H141V143H139V142H137V138H140L141 136H139V134H137V133H131V132H129V130H130V128L132 127V126H134L135 127V125H132L131 126V122H129L128 123V125H129V127L130 128H127V126L125 127V128H127V129H129L128 130V132L129 133H131L132 135H130V136H128L127 134H129V133H127L126 132V134L124 133H122V132H120V130L119 129H117L116 130V128H115V126H116V122H113L115 119H114V117H113V119H112V122L114 123L113 125H107V124H105V122L108 120V118L106 119V121L105 120H103V121H105L104 123L102 122V120H101V113H102V111L104 110H99V109H101V108H99V105H100V103H102L103 101L104 102H107V108H106V114L104 115V116H106V115H112L113 113H115V112H119L118 111V109H120V111H123V110H125L126 112H129L130 110L132 111L133 110V107H132V105H131V102H130V104H126V103H122V101H121V103H117L116 101H117V95H116V97L114 96V97H112L111 96V94L112 93H110L109 94V92H111V90L110 91H108V93H101L102 91H104V90H102L99 94H97V91L98 90H100V87L102 86L101 84L103 83V82H105L106 84H104V85H107L108 87H109V89L111 88L112 90H114L113 92H115L116 94H118V93H120L121 95H124L125 94V92H126V90L125 89H129V88H131V89H129V90H132V88H134V86L133 85H137V83H136V81H135V83H134V81L132 82V83H130L129 82V86H127V84L128 83H126V81H130V80H128L129 78L127 77V76H129V75H122V72L123 71H128L129 70V72H133V71H130L131 70V67H132V69L134 68V66H135V68H136V72H135V74H139V77H140V74H142L143 75V73H145V72H143L144 71V68H143V66L145 67V68H150V67H152V68H154V67H156L157 69L159 68V69H161L160 67H162L161 66V62L162 61H164L165 60V58H167V56H168V58H172V59H174L175 58V56H177V54H176V52L178 53L179 52V50H181V52L182 51H184L185 49V47H190L191 46V44H192V41L190 40V38H185V37H177L175 34V39H174V35H173V39H172V37L170 36L171 34H172V32L170 31V29L168 30V29H166L167 31H168V33L167 32H164L165 33V35H163L162 36V38H161V40L163 41V43L160 41V39L157 41V40H155L156 38H150L151 37V35L149 36V38L150 39H148L147 38V36H144V34L146 35L147 33H149V34H151V32L150 31H148V32H146V33H144L143 34V36L145 37V39L144 38H142L141 36V38L140 39H138V40H133V38L131 39V37H130V39H129V36H127L126 37V39H124V37H125V34H124V32L127 34L128 32L130 33V31L131 30H135L136 28L138 29V28H141L140 30L143 32L144 30H146L145 28H146V26H149L150 24H154V23H152V22H150L149 23V25H147L148 23H144V22H142V23H144V24H141V21L140 20H143V21H145L146 19L148 20V18L151 16L152 17V12H151V14H150V16L147 18L146 16L147 15H149V14H147V13H142V14H140L141 16L139 17V19H135L134 17H136V16H132L134 19H132V18H130V19H132L133 21L132 22H130L129 21V23H125V25L124 26H121V28H120V26H119V28H114V26H113V28H109L108 29V31L110 30V32H108L109 34H105V33H102L100 36L98 35V37H97V39H96V43H94V44H85L83 41H82V36H83V31H84V29L83 28H81V29H83V31H81V32H79L80 30H78V32H77V30H74L73 28H71L72 27V25L70 24V22L69 21H67V16H68V14H71L72 16L74 15V14H76V13H78V12H76L75 13V9H73V8H71V7H69V6H66L65 7V9H64V12L63 13H59V14H57V13H55V12H50L48 15H47V17L46 18H43V19H41L40 20V17H38L36 14H33L30 10L31 9H29V8H32L30 5H27L26 7L28 8V6H30L28 9L26 8V7H23V6H25L26 4H25V2L23 3L22 2ZM67 1V0H66ZM65 1V2H66ZM71 1V0H70ZM93 1V3L95 2L97 5H101V7L103 8L104 7V4H105V7H107L108 6V4H106L107 2V0H92ZM109 1H111V0H109ZM117 1V3L116 4H121V2L122 3H124L123 1H121L120 2V0L118 1V0H115L114 1V3ZM134 0H132V1H130V2H127V4H122V5H124V6H122L121 8H125V10H126V8L127 9H135V8H132L131 6L132 5H134V3H135V1L133 2ZM140 1V0H139ZM150 1V0H149ZM148 1V2H149ZM162 1V0H161ZM166 1H168L169 2V0H166ZM165 1V2H166ZM175 1H177V0H175ZM205 1V0H204ZM204 1H203V3H204ZM210 1V0H209ZM215 1H217V0H215ZM224 1V0H223ZM233 1V3H235V4H233L234 6H236L237 8H238V10L237 9H233V10H237V11H235V12H237V13H235L237 16H239L238 17V19H240V20H242L243 21V19H241L240 17H242L243 18V15L244 14H247L248 13V11L249 10H252L251 12H253V10H254V8H257V6H259V5H261L260 7H259V13H261L262 15V20H263V14H264V5L262 4V3H260V1H262V0H235L236 2H234V0H231V2ZM237 1H238V3H237ZM21 2L23 3V4H25V5H20L21 4ZM68 2V1H67ZM76 3H77V1H75ZM84 2H85V0H84ZM126 2V1H125ZM142 2H144V1H142ZM146 2V1H145ZM158 2H160V0L159 1H156V2H154V1H150V3H151V5H153L152 3H154V10H158L159 12H160V10L162 9V8H166V9H164V10H162V11H166V10H169L172 6L170 5V7L169 6H165V7H163V3H162V8H160L161 7V2L160 3H158ZM162 2H164V1H162ZM164 2V5H166L168 2H166L165 3ZM178 2V1H177ZM180 3H181V0L179 1ZM183 2V1H182ZM198 2V1H197ZM214 2V1H213ZM213 2H211V4L213 3ZM222 2V1H221ZM228 2H230V0H228ZM228 2H223L224 4H227V6H230V5H228ZM264 2V1H263ZM70 3H72V1L70 2ZM104 3V4H103ZM138 3H140V2H137L136 4V6H139V4ZM201 3H202V1H201ZM201 3H199L200 5H201ZM202 3V4H203ZM222 3V4H223ZM28 4H30V3H28ZM57 5H58V2L56 3ZM82 4V3H81ZM84 5L86 4V3H83ZM82 4V5H83ZM87 4H90V2H88ZM111 4V3H110ZM129 4V5H128ZM144 4V3H143ZM147 4V3H146ZM169 4H170V2H169ZM172 4H174L173 6H175V2L173 3L172 2ZM177 4V3H176ZM205 4V3H204ZM219 4H220V2H219ZM218 3H214V5H219ZM223 4V5H224ZM236 4H238V5H240V6H237ZM10 5V6H9ZM83 5V6H84ZM93 5V4H92ZM95 5V4H94ZM107 5V6H106ZM115 5V4H114ZM142 5V4H141ZM148 5V4H147ZM151 5H149V6H151ZM168 5V4H167ZM178 5H180L179 3H178ZM192 5H194L193 3L191 4V6ZM197 4L195 3V5L194 6H196ZM198 6V8L199 9H204V8H202V5L201 6ZM209 5H210V2H209ZM213 5V6H214ZM223 5H221V7H223ZM257 5V6H256ZM7 6V5H6ZM22 6V7H21ZM33 6V5H32ZM59 6V5H58ZM90 6V5H89ZM121 6V5H120ZM143 6V5H142ZM181 6V5H180ZM183 6H184V4H183ZM190 6V3H189V7H191ZM194 6H192L193 8H196V7H194ZM225 6V8L224 9H228L229 7H227L226 5H224ZM256 6V7H255ZM18 7V8H17ZM36 7V6H35ZM51 7H52V9H53V6L51 5ZM50 7V8H51ZM116 7H118V6H116ZM115 6H114V8H116ZM152 7V6H151ZM167 7L169 8V9H167ZM216 6H214V8H215ZM219 7V10L221 9V7L220 6H218ZM232 7V6H231ZM235 7V8H236ZM241 7V9H242V11H240L239 12V8ZM92 8V7H91ZM99 8V7H98ZM108 8V7H107ZM119 8V7H118ZM123 8V9H124ZM138 8V7H137ZM136 8V10L138 11V9ZM141 8V7H140ZM148 10H149V8L148 7H146ZM153 8V7H152ZM152 8H150V10L149 11H151L152 10ZM158 8H160V10L158 9ZM175 8H177V5H176V7H172V9L173 10H175V11H171L172 12V15H174V13L173 12H175V17H177V14H176V12H178L179 14H180V10L179 9H177L178 11H176V9ZM184 9L186 8V7H183ZM206 8V7H205ZM214 8H213V10H214ZM51 9V10H52ZM96 9H97V6H96ZM143 9V11L145 10L144 8H142ZM141 9V10H142ZM146 9V10H147ZM199 9H198V11H199ZM210 9V8H209ZM226 9V10H227ZM231 8H230V10H232ZM258 9V8H257ZM66 10V11H65ZM89 10V9H88ZM94 10V9H93ZM92 10V11H93ZM119 11H120V9H118ZM118 10H110L109 12H107L108 13V15L104 18V16L102 17V18H95L96 16L95 15H93V16H91L89 13L90 12H88L87 13V15L84 17H80V21H82V25H84V24H86V26H87V28H88V30L89 29H92V28H89V26H91V27H93L94 25L93 24H95L96 22H97V20L99 21V23H105V25H108V24H111V23H108V19H109V17H114L115 18V16L118 14ZM124 10V11H125ZM146 10H145V12H146ZM147 10V11H148ZM221 10H223V9H221ZM229 10V9H228ZM232 10V11H233ZM63 11V10H62ZM74 11V12H73ZM104 11V10H103ZM108 11V10H107ZM133 11V10H132ZM132 11H128V12H132ZM137 11H136V14L139 16V14L137 13ZM148 11V12H149ZM157 11V12H158ZM162 11H161V14H162ZM170 11H168L170 14H171V12ZM194 11H197V10H195L194 9ZM208 10H206V12H207ZM215 11V10H214ZM214 11H211V12H214ZM232 11H230V14H231V12ZM256 11H258V10H256ZM262 11H263V13H262ZM6 12V11H5ZM7 12H8V10H7ZM73 12V13H72ZM97 12V11H96ZM95 12V13H96ZM139 12V11H138ZM156 11H154L153 12V16H154V13H155ZM156 12V13H157ZM184 12H186V9L184 10ZM191 12V11H190ZM199 12H202L201 10L199 11ZM199 12H197V13H199ZM205 12V11H204ZM210 11H208L207 13H209ZM219 12V11H218ZM217 12V13H218ZM223 12H225L224 10H223ZM227 13H228V11H226ZM234 12V11H233ZM233 12H232V14H233ZM242 12H244V13H242ZM247 12V13H246ZM250 12V11H249ZM255 12V11H254ZM133 13H135V12H133ZM133 13L131 14V15H133ZM140 13V12H139ZM150 13V12H149ZM189 13V12H188ZM195 13V14H194ZM197 13L196 12H193V14L196 16L197 15ZM226 13V14H227ZM8 14V13H7ZM94 14V13H93ZM100 14L102 15V13L100 12ZM121 14H123L122 13V10H121ZM125 14H129V13H125ZM125 14H123L122 16L124 17V15ZM163 14H165V13H163ZM167 14V17L169 16L168 15V13H166ZM179 14H178V16H179ZM184 14V13H183ZM187 14V13H186ZM185 14V15H186ZM192 14V15H193ZM204 14H206V13H204ZM214 14H215V12H214ZM214 14H212V15H214ZM220 14V13H219ZM223 14V16H225L226 14L225 13H222ZM229 14V15H230ZM252 14V13H251ZM84 15V14H83ZM100 15V16H101ZM130 15V16H131ZM156 15V14H155ZM184 15V16H185ZM188 15V14H187ZM191 14H189L188 16L189 17H191V19H192V17L193 16H190ZM210 15H211V13H210ZM234 15V14H233ZM236 15H234V17L233 18H235V16ZM258 15H260V14H258ZM257 15V13L255 14V16L257 17L258 16ZM77 16V15H76ZM82 16V15H81ZM95 16V17H94ZM121 16V15H120ZM126 16V15H125ZM158 16V15H157ZM183 16V17H184ZM187 16V17H188ZM202 16H203V13H202ZM207 16V15H206ZM218 16V15H217ZM222 16V17H223ZM251 16V15H250ZM249 16V17H250ZM7 17V16H6ZM116 17H118V15L116 16ZM128 17V16H127ZM150 17V18H151ZM162 17V16H161ZM164 17H165V15H164ZM164 17H163V19H164ZM180 17H182V14L180 15ZM197 17V16H196ZM204 17V16H203ZM210 17V16H209ZM219 18L221 17V16H218ZM221 17V18H222ZM245 15H244V20H245ZM258 17H260V16H258ZM70 18H72L71 16H70ZM144 18H145V20H144ZM153 18H155V17H153ZM158 18H160L159 16H158ZM157 18V20L159 21V19ZM173 17L171 16V18H170V20L172 19ZM207 18V17H206ZM211 18V17H210ZM225 18V17H224ZM73 19V18H72ZM75 19H76V17H75ZM74 19V20H75ZM118 20L119 19H122V17L121 18H117ZM162 19V18H161ZM174 19V18H173ZM226 19V18H225ZM247 19V18H246ZM256 19H258V18H256ZM1 20H3L2 18H1ZM77 20V19H76ZM110 20V19H109ZM129 20V19H128ZM128 20H125V21H128ZM147 20H146V22H147ZM150 21H151V19H149ZM148 20V21H149ZM167 20V21H166ZM201 20V19H200ZM221 20V19H220ZM222 20H223V18H222ZM221 20V21H222ZM227 20H229L228 18H227ZM232 20V19H231ZM231 20H229L228 22H226L227 24H224L225 26H229V22L230 23H233V22H231ZM234 20V22L237 20L236 18L235 19H233ZM232 20V21H233ZM262 20H260V22L262 21ZM122 21V20H121ZM120 21V22H121ZM152 21L153 22H155L156 23V27L155 28H157V27H159L158 25H157V23H159V22H161L162 23V25L161 26H163L164 27V29L166 28V27H170L171 28V26H173V25H171L170 26V23H169V17H168V19H166V17H165V19L164 20H161V21H159V22H157L156 21V18H155V21L152 19ZM179 21V20H178ZM177 21V22H178ZM205 21V20H204ZM224 21V20H223ZM239 21V20H238ZM241 21V22H242ZM249 21H251V20H249ZM256 21V20H255ZM259 21V20H258ZM16 22H15V24H16ZM73 22H75V23H77L76 21H73ZM107 22V23H106ZM115 22V21H114ZM118 22V21H117ZM119 22V23H120ZM124 22V21H123ZM122 22V23H123ZM175 22V21H174ZM202 22V21H201ZM245 22V21H244ZM236 23H237V21H236ZM246 23V22H245ZM80 24V23H79ZM115 24V23H114ZM160 24V23H159ZM204 24V23H203ZM207 24V23H206ZM247 24V23H246ZM246 24H244V25H246ZM12 25V24H11ZM17 25H19V24H17ZM104 25V26H105ZM155 25V24H154ZM177 25V24H176ZM175 25V26H176ZM199 25V24H198ZM200 25H201V23H200ZM241 25V24H240ZM259 25V24H258ZM85 26V25H84ZM102 26H103V24H102ZM102 26H101V28H102ZM109 26V25H108ZM160 26V27H161ZM224 26V27H225ZM1 27V26H0ZM24 27V26H23ZM83 27V26H82ZM96 27V26H95ZM111 27V26H110ZM162 27V28H163ZM180 27V26H179ZM202 27H204L203 29H202V31H201V33L202 34H204V36H205V32H207L208 33V31H207V29L209 28L210 29V27H208L207 29L205 28L206 26H202ZM201 27V28H202ZM218 27V26H217ZM223 27V28H224ZM232 27V26H231ZM231 27H228V28H230V29H233V28H231ZM236 27H238V26H236ZM240 27V26H239ZM248 27V26H247ZM263 27V26H262ZM3 28V27H2ZM13 28H14V25H13ZM24 28H26V27H24ZM75 28V27H74ZM78 28V27H77ZM94 28V27H93ZM108 28V27H107ZM150 30H152L153 29V26L151 25V26H149L148 27ZM178 28V27H177ZM199 28H200V26H199ZM200 28V29H201ZM212 28H214V27H211V30H212ZM219 28H221V27H219ZM225 28H227V27H225ZM252 28H253V26H252ZM264 28V27H263ZM158 29V28H157ZM160 29V28H159ZM164 29H162V31H164ZM208 29V30H209ZM236 29V28H235ZM13 30V29H12ZM101 30V29H100ZM107 30V29H106ZM139 30V33H141V31ZM156 30V29H155ZM155 30H153L154 32H158V34H160L159 36L161 37V35L162 34H164V33H162L161 31V33H159V31H155ZM176 30V29H175ZM181 30V29H180ZM227 30V29H226ZM9 31V30H8ZM7 31V32H8ZM99 31V30H98ZM97 31V32H98ZM136 31V30H135ZM152 31V32H153ZM173 31V30H172ZM229 31V30H228ZM254 31H256V30H254ZM259 31H260V29H259ZM86 32V31H85ZM89 32V31H88ZM137 32V31H136ZM145 32V31H144ZM170 32H171V34H170ZM179 32V31H178ZM183 32V31H182ZM210 30H209V35L207 34V36H205V37H208V36H210ZM214 32H216V30L214 31ZM219 32V31H218ZM94 33V32H93ZM96 33V32H95ZM98 33H100V31L98 32ZM135 33V32H134ZM138 33V34H139ZM196 33V32H195ZM221 33H222V31H221ZM258 33H260V32H258ZM9 34V33H8ZM79 34H81L80 35V38H79ZM135 34H137V33H135ZM154 34V33H153ZM152 34V36H154ZM157 34V35H158ZM181 34V33H180ZM201 34V35H202ZM212 34V36H211V38H213V36L215 37V33H214V35H213V33H211ZM225 34V33H224ZM223 34V35H224ZM231 34V33H230ZM148 35V34H147ZM156 35V33H155V36H157ZM196 35V34H195ZM200 35V36H201ZM228 35V34H227ZM249 35H250V37H249ZM136 37H137V35H135ZM134 36V37H135ZM159 36H158V38H159ZM182 36H184V34L182 35ZM197 36V35H196ZM203 36V35H202ZM201 36V37H202ZM222 36V35H221ZM225 36V35H224ZM82 37V38H81ZM92 37V36H91ZM135 37V38H136ZM237 37V38H238ZM5 37H3V39H4ZM96 38V37H95ZM148 40H147V39ZM203 38V37H202ZM202 38H201V40H202ZM10 39H8V40H10ZM143 39V40H142ZM164 39H167V41H165ZM205 39V38H204ZM214 39V38H213ZM221 39V38H220ZM224 39V38H223ZM2 39H0V42H2L1 41ZM6 40V39H5ZM142 40V41H141ZM210 40V39H209ZM91 41H92V39H91ZM238 41V40H237ZM8 41H6V43H7ZM263 42V45H261L258 49L254 46V45H256V46H258V45H260L261 43ZM5 43V42H4ZM4 43H2V44H4ZM199 43V42H198ZM204 43V42H203ZM213 43H215V42H213ZM217 43V42H216ZM1 45V44H0ZM7 45H9V43H7ZM5 46V45H4ZM13 46V45H12ZM11 46V47H12ZM14 46L12 47L13 48V50H14ZM24 46V47H25ZM1 47V46H0ZM209 47V46H208ZM9 48V47H8ZM158 48H160V52H163V55H157V56H159V57H157V58H155V61H149L151 64H149L148 63V61H146V62H144V61H141V59H139L138 57L136 58V55H139V54H141V53H144V52H156L157 50H158ZM11 49V48H10ZM16 49V48H15ZM184 49V50H183ZM193 49V48H192ZM17 50V49H16ZM20 50H18V51H20ZM24 50V49H23ZM22 51V50H21ZM21 51L19 52V53H21ZM26 51V52H27ZM187 51V50H186ZM190 51V50H189ZM188 51V52H189ZM199 51V49L198 50H196L195 52H198ZM12 53H13V51H11ZM15 52H17V51H15ZM23 52V51H22ZM159 52V51H158ZM191 52V51H190ZM24 53V52H23ZM183 53V52H182ZM182 53L181 54H179L178 53V55L179 56H183L182 55ZM186 53V52H185ZM194 53V52H193ZM31 54H32V56L34 57L33 58V60L34 59H36V64H30V62H32L33 63V61H30L32 58H30L31 57ZM176 54V55H175ZM196 54V53H195ZM23 55V54H22ZM24 55H26V53L24 54ZM23 55V56H24ZM29 55H30V57H29ZM155 55V54H154ZM186 55V54H185ZM196 55H198V54H196ZM13 56H14V53H13ZM17 57L19 56V55H16ZM15 56V57H16ZM23 56H21V58H23ZM141 56V55H140ZM178 56V57H179ZM187 56V55H186ZM25 57L26 56H24V59L23 60H25ZM98 57V59H97V61H94L93 60V62L94 63H91V58H93V59H95L96 60V58ZM142 57V56H141ZM189 57L190 56H188L187 58H188V60H189ZM19 59H20V56L18 57ZM18 58H16V59H18ZM137 60H136V59ZM186 58V59H187ZM195 58V57H194ZM18 59V61H21V60H19ZM178 59H180V58H178ZM9 60H10V58H9ZM21 61L22 63L24 62V64L26 63L25 61ZM149 60V59H148ZM153 60V59H152ZM3 61V60H2ZM11 61V60H10ZM168 61V60H167ZM171 61V60H170ZM190 61L191 62H193L191 59H190ZM171 62H173V61H171ZM175 62V61H174ZM179 62V61H178ZM8 63H11V62H8ZM14 63V62H13ZM12 63V64H13ZM169 63V62H168ZM190 63V62H189ZM164 64V63H163ZM187 64V63H186ZM11 65V64H10ZM9 65V66H10ZM20 65V64H19ZM178 65H179V63H178ZM181 65V64H180ZM192 65V64H191ZM190 65V66H191ZM188 66V65H187ZM100 67V69L102 68V69H106L107 68V70H106V72L107 73H104V71H101V70H99V71H101V75L100 76H96L94 73V75L98 78H96L98 81H101V83L99 82L98 84H96L97 86V89H94L93 88V86L92 87H90L89 85L91 84V83H93L94 84V81H93V79H94V75H93V79H92V81L91 82H87L86 81V79L84 78V77H86V76H89L88 75V73L91 71V70H93L92 72H94V70H95V72H98V68ZM175 67V66H174ZM180 67H182V65L180 66ZM184 67V66H183ZM147 68V69H148ZM151 68V69H152ZM170 68H172L171 66H170ZM187 68V67H186ZM191 68V67H190ZM193 67H192V69H194ZM146 69V70H147ZM165 69V68H164ZM189 69V68H188ZM188 69L187 70H185V71H187V72H189L188 71ZM6 70V69H5ZM166 70V69H165ZM165 70H164V75H166V77L168 76H172L173 77V80H174V82H180V80L182 81V79H183V77L181 78V74H175V72H173V71H168L167 72V70H166V72H165ZM168 70H169V68H168ZM172 70H174L173 68H172ZM7 71V75H8V72H9V69L8 70H6ZM11 71V70H10ZM126 71V72H127ZM150 71V70H149ZM179 71V70H178ZM191 71V70H190ZM211 71H209V72H211ZM125 72V73H126ZM147 72V71H146ZM155 72V71H154ZM163 72V71H162ZM186 72V74H188ZM211 72V73H212ZM99 73V72H98ZM98 73H96V74H98ZM104 73V74H103ZM124 73V72H123ZM181 73V72H180ZM182 73H183V71H182ZM189 73H191V72H189ZM222 73V74H221ZM228 73V74H227ZM233 73H231V74H233ZM10 74V73H9ZM86 74V76H84ZM132 74H134V73H132ZM145 74H147V73H145ZM161 74V73H160ZM194 74V73H193ZM207 74V73H206ZM123 77H122V76ZM184 75H185V73H184ZM208 75V74H207ZM212 75V74H211ZM151 76V75H150ZM159 76V75H158ZM163 76V75H162ZM189 76V75H188ZM191 76V75H190ZM5 77V78H4ZM11 77V76H10ZM142 77V76H141ZM141 77H140V79H141ZM165 77V76H164ZM208 77V76H207ZM221 78H222V76H220ZM100 78V79H99ZM144 78H145V76H144ZM149 78V77H148ZM171 78V77H170ZM169 78V79H170ZM188 78V77H187ZM209 78V77H208ZM207 78V79H208ZM211 78H213V79H210L211 81L212 80H214V77L212 76ZM215 78H216V76H215ZM220 78V79H221ZM89 79V78H88ZM87 79V80H88ZM91 79V78H90ZM95 79V80H96ZM137 79V78H136ZM135 79V80H136ZM140 79H137V81L139 80L140 81ZM143 79V78H142ZM172 79V78H171ZM186 79V78H185ZM219 79V80H220ZM132 80H134V78L132 79ZM162 80V79H161ZM191 80V79H190ZM189 80V84H188V87L187 88H183V91L185 90V91H188L189 93H195V91L199 88V89H201L200 88V86L198 87V84L196 85V84H192L191 83V81ZM196 80H199L198 78L196 79ZM206 80V79H205ZM152 81V80H151ZM186 81V80H185ZM209 81V80H208ZM211 81H209V82H211ZM182 82H184V81H182ZM213 82H215V81H213ZM143 82H142V80H141V84H142ZM152 83V82H151ZM150 83V84H151ZM161 83V82H160ZM165 83V82H164ZM187 83H188V81H187ZM196 83V82H195ZM262 84L263 83V85L260 87V86H258V84ZM16 84H19V85H16ZM92 84V85H93ZM139 84H140V82H139ZM140 84V85H141ZM155 84V83H154ZM203 84H205V86H208L210 83H208V82H203ZM215 84H216V82H215ZM3 85V84H2ZM95 85V84H94ZM103 85V86H104ZM139 85V86H140ZM162 85V84H161ZM212 85V83L210 84V86ZM217 85V84H216ZM220 85H218V86H220ZM123 86V87H122ZM153 86V85H152ZM205 86L203 87V88H205ZM88 87H90V89L91 88H93L92 90H95L94 92H93V94H96L95 96L93 95V96H90L89 94L87 95L85 92H87L89 89H88ZM165 87V86H164ZM163 87V88H164ZM170 87H171V85H170ZM182 87H183V85H182ZM209 87V86H208ZM225 87V86H224ZM104 88V87H103ZM102 88V89H103ZM124 90H123V89ZM140 88H141V86H140ZM207 88V87H206ZM88 89V90H87ZM106 89V88H105ZM108 89V90H109ZM128 89H127V92H126V94L128 93ZM135 89V88H134ZM144 89V88H143ZM166 89H167V87H166ZM172 89V88H171ZM87 90V91H86ZM97 90V91H96ZM125 91V92H123V91ZM179 91V90H178ZM199 91V90H198ZM202 91V90H201ZM207 91V90H206ZM90 92V91H89ZM96 92V93H95ZM122 92H123V94H122ZM132 92H133V90H132ZM163 92H165V91H163ZM169 92V91H168ZM173 92V91H172ZM170 93V92H169ZM187 93V92H186ZM126 94H125V96H126ZM130 94V93H129ZM142 94V93H141ZM144 94V93H143ZM142 94V95H143ZM146 94V93H145ZM148 94V93H147ZM155 94L156 95H158V94H160V91L158 90V88L156 89L155 88ZM166 94V93H165ZM175 94V93H174ZM196 94V93H195ZM202 95L204 94V93H201ZM128 95V94H127ZM131 95V94H130ZM164 95V94H163ZM167 95V94H166ZM182 95V94H181ZM185 95V94H184ZM201 95V96H202ZM144 96V95H143ZM142 96V97H143ZM148 96V95H147ZM188 96H190V95H188ZM123 98H124V96H122ZM130 97V96H129ZM145 97V96H144ZM155 97V96H154ZM177 97V96H176ZM186 97V96H185ZM204 97V96H203ZM113 98V99H112ZM115 98V99H114ZM131 98V97H130ZM129 98V99H130ZM182 98H183V95H182ZM188 98V97H187ZM194 98V97H193ZM197 98V97H196ZM199 98H200V94H199ZM198 98V99H199ZM135 98L133 97V101H135L134 100ZM157 99V98H156ZM179 99H181V97L179 98ZM183 99H185V98H183ZM190 99V98H189ZM138 100H140V99H138ZM142 100H144V99H142ZM141 100V101H142ZM164 100H166V98L164 99ZM170 100V99H169ZM172 100V99H171ZM176 100V99H175ZM174 100V101H175ZM195 100V99H194ZM203 100H205V99H203ZM128 101V100H127ZM150 101V100H149ZM158 101V100H157ZM173 101V102H174ZM179 101H181V100H179ZM186 101H188V100H186ZM198 101V100H197ZM201 101V100H200ZM145 102V101H144ZM170 102V101H169ZM199 102V101H198ZM197 102V103H198ZM128 103V102H127ZM137 103V102H136ZM139 103V102H138ZM137 103V104H138ZM152 103V102H151ZM179 103V102H178ZM183 103H185V102H183ZM196 103V102H195ZM147 104H149V103H147ZM165 104V103H164ZM170 104H172V103H170ZM181 104V103H180ZM204 104V103H203ZM208 104V105H209ZM12 105H16L17 106V108H15V109H17V110H15V109H11L13 106ZM86 105L88 106V110H87V108H86ZM131 105V106H130ZM135 105V104H134ZM140 105V104H139ZM143 105H145V104H143ZM159 105V104H158ZM189 104H187L186 103V105L185 106H188ZM194 105V104H193ZM192 105V106H193ZM199 105V104H198ZM202 105V104H201ZM10 106H12V107H10ZM100 106H102V105H100ZM103 106H105V105H103ZM136 106V105H135ZM150 106H151V104H150ZM153 106V105H152ZM177 106V105H176ZM184 106V107H185ZM189 106H191V105H189ZM204 106H205V104H204ZM211 106V105H210ZM148 107V106H147ZM159 107H160V105H159ZM171 107H172V105H171ZM181 107V106H180ZM183 107V108H184ZM198 107V106H197ZM196 107V108H197ZM202 107V106H201ZM235 107H240L241 108V113H242V115H241V117H238V116H236V114H235V116L236 117H234L233 118V115L231 114L232 113V111L234 110V108ZM36 108V109H35ZM89 108H93L92 110H94V111H92L91 109V111L89 110ZM99 108V109H98ZM139 108V107H138ZM144 108V107H143ZM161 108V107H160ZM188 108V107H187ZM191 108V107H190ZM209 108V107H208ZM35 109V110H34ZM184 109H186V108H184ZM183 109V110H184ZM193 109V108H192ZM200 109V108H199ZM199 109H198V111H199ZM202 110H201V112L203 111V112H207L206 110H203L204 108H201ZM213 109V108H212ZM237 109V108H236ZM235 109V110H236ZM140 110V109H139ZM162 110V109H161ZM172 110V109H171ZM181 111H182V108L180 109ZM194 110V109H193ZM239 110V109H238ZM20 111V112H21ZM34 111V112H33ZM105 111V110H104ZM115 111V112H114ZM134 111V110H133ZM132 111V112H133ZM143 112H144V110H142ZM154 111V110H153ZM179 111V110H178ZM196 111V110H195ZM197 111V112H198ZM0 112V113H1ZM23 112V111H22ZM28 112V111H27ZM37 112H36V114H37ZM41 113L43 112V115H44V113L46 114V112H44V111H40ZM39 112V113H40ZM148 112V111H147ZM155 112V111H154ZM154 112H152V113H154ZM156 112H157V110H156ZM175 111H173V113H174ZM209 112V111H208ZM218 112V111H217ZM235 112H237V111H235ZM2 113H1V116H2ZM31 113H26L28 116H31L30 114ZM40 113V115H38L37 114V117L38 118H40V116L42 115ZM121 113V112H120ZM150 113V112H149ZM162 113V112H161ZM168 113V112H167ZM166 113V114H167ZM170 113V112H169ZM172 113V112H171ZM171 113H170V115H171ZM177 113V112H176ZM176 113H175V115H176ZM182 113V112H181ZM199 113H200V111H199ZM36 114H35V117H33L34 118V120H35V118H36ZM127 114V113H126ZM130 114V113H129ZM165 114V113H164ZM204 114V113H203ZM43 115H42V118H43ZM115 115V114H114ZM121 115V114H120ZM134 115V114H133ZM133 115H131V116H133ZM174 115V114H173ZM179 115V114H178ZM213 115V114H212ZM218 115V116H219ZM4 116V115H3ZM108 116H106V117H108ZM161 116V115H160ZM165 116V115H164ZM181 116V115H180ZM193 116V115H192ZM214 116V115H213ZM230 116H232V118L230 117ZM9 117H7V118H9ZM32 117V116H31ZM112 117V116H111ZM119 117H121V116H119ZM124 117H126L125 115H124ZM129 117V116H128ZM166 117V116H165ZM165 117H163V118H165ZM200 117V116H199ZM206 117V116H205ZM217 117V116H216ZM220 117V118H221ZM1 118V117H0ZM33 118H31V119H33ZM38 118H36V122L38 123V121H37V119ZM50 118V121L52 120ZM140 118V117H139ZM159 118V117H158ZM167 118H168V115H167ZM204 118V117H203ZM202 118V119H203ZM220 118H218V119H220ZM5 119V118H4ZM11 119H9V120H11ZM30 119V118H29ZM30 119V120H31ZM117 119V118H116ZM120 119V118H119ZM123 119V118H122ZM136 119V118H135ZM144 119V118H143ZM143 119H141V120H143ZM169 119H170V117H169ZM173 119V118H172ZM215 119H217V118H215ZM214 119V121H216ZM10 121L11 122V124H13L14 123V121ZM22 120V121H21ZM25 120V119H24ZM27 120H28V118H27ZM34 120L32 121L33 123L32 124H35V122H34ZM40 120H41V118H40ZM52 120V121H53ZM109 120H110V116H109ZM140 120V119H139ZM192 120V119H191ZM199 120V119H198ZM1 121V120H0ZM7 121V120H6ZM29 121V120H28ZM42 121H43V119H42ZM40 122L39 121V123L41 124V123H43V122ZM62 121V120H61ZM115 121H117V120H115ZM128 121V120H127ZM126 121V122H127ZM167 121V120H166ZM173 121V120H172ZM181 121V120H180ZM210 121V120H209ZM212 121V120H211ZM8 122V121H7ZM6 122V123H7ZM13 122V123H12ZM24 122H27V121H24ZM24 122H23V124H24ZM54 122V121H53ZM64 122V121H63ZM122 122V121H121ZM170 122V121H169ZM184 121H182V123H183ZM213 122V121H212ZM217 122V121H216ZM222 122V123H223ZM9 123V122H8ZM8 123H7V125H8ZM14 123V124H15ZM19 123V122H18ZM38 123V124H39ZM47 123H49V124H51V122H47ZM59 123V122H58ZM118 123V122H117ZM124 123V122H123ZM147 123V122H146ZM148 123H150V122H148ZM147 123V124H148ZM198 123V125H197V127L199 128H203V129H207V128H210L211 129V125H213L214 124V122L212 123V124H210L209 122H203L202 123V121L201 122H197ZM226 123V124H227ZM2 123H0V125H1ZM11 124H10V126H11ZM20 124V123H19ZM22 124V125H23ZM37 125V127L36 128H38L39 126H42V125ZM54 124H56V123H54ZM61 124H63V123H60V125ZM132 124H135V123H132ZM152 124V123H151ZM155 124V123H154ZM188 124H190V125H188ZM188 124H183L184 126H179V127H177L176 126V124H175V126H176V128H175V126H172V128H170L169 130H170V134L168 135V136H170L171 134H172V136H170V137H172V138H174V136L177 134V136L178 135H181V136H183V135H196L195 136V138L194 139H196V138H198V139H200L199 137H198V135H200L201 136V132H204V131H202L201 130V132L200 131H198V130H200V128L198 129L197 127H194V125H195V123L193 122V121H190V123H188ZM194 124V125H193ZM220 124V123H219ZM16 125H17V123H16ZM16 125H14L15 127H16ZM26 125V124H25ZM28 125L29 124H27V127H28ZM124 125V124H123ZM181 125V124H180ZM222 125V124H221ZM223 125H224V123H223ZM50 126V125H49ZM52 126V125H51ZM54 126V125H53ZM62 126V125H61ZM120 126V125H119ZM143 126V125H142ZM166 126V125H165ZM170 126V127H171ZM196 126V125H195ZM219 126V125H218ZM18 127H19V125H18ZM26 127V128H27ZM30 127H34V126H30ZM44 127V126H43ZM55 127H57L56 125L54 126V129H55ZM84 127L86 128V132H88L87 134H86V137H84ZM134 127H133V129H134ZM139 127H140V125H139ZM146 127V126H145ZM144 127V128H145ZM174 127V128H173ZM221 127V126H220ZM223 127V126H222ZM253 127H255L254 128V130L252 131V129H253ZM10 128V127H9ZM17 128V127H16ZM20 128V127H19ZM18 128V129H19ZM23 128V127H22ZM35 128V127H34ZM34 128H33V130H34ZM35 128V129H36ZM53 128V127H52ZM59 128V127H58ZM143 128V129H144ZM153 128V127H152ZM157 128V127H156ZM167 128H168V126H167ZM213 128H214V126H213ZM212 128V129H213ZM219 128V127H218ZM225 128V127H224ZM223 128V129H224ZM252 128V129H251ZM17 129V130H18ZM21 129V128H20ZM24 129H25V127H24ZM24 129H22V130H24ZM28 129V128H27ZM47 129V128H46ZM147 129V128H146ZM149 129V128H148ZM215 129H217V126H216V128H214V130ZM220 129V128H219ZM2 130V129H1ZM0 130V131H1ZM30 130V129H29ZM29 130L27 131V132H29ZM32 130V129H31ZM30 130V131H31ZM37 130V129H36ZM49 130H51V128L49 129ZM62 130H63V128H62ZM61 130V131H62ZM76 130V131H77ZM131 130H132V128H131ZM130 130V131H131ZM139 130H140V128H139ZM151 130V129H150ZM160 130V129H159ZM162 130V129H161ZM165 129L163 128V131H164ZM169 130L168 131H166V133L168 134L169 133ZM42 131V130H41ZM43 131H44V128H43ZM52 131V130H51ZM55 131H57V129L55 130ZM64 131V130H63ZM75 131V132H76ZM122 131V130H121ZM133 131V130H132ZM158 131V130H157ZM156 131V132H157ZM162 131V132H163ZM211 131H213V130H211ZM219 131V130H218ZM225 131H226V129H225ZM21 132V131H20ZM23 132V131H22ZM60 132V131H59ZM65 132H67V131H65ZM137 132V131H136ZM220 133H221V131H219ZM222 132H223V130H222ZM257 132H259V133H257ZM36 133H38V132H36ZM43 133H45V132H43ZM58 133V132H57ZM62 133V132H61ZM60 133V134H61ZM165 133V132H164ZM163 133V134H164ZM209 133V132H208ZM207 133V134H208ZM262 133H264V132H262ZM19 134V133H18ZM66 134H68V133H66ZM159 134V133H158ZM213 134V133H212ZM218 134V133H217ZM227 134L229 135H232V137L230 136L229 138H228V140L227 141H225L226 140V138H227ZM259 136V137H257V135ZM20 135V134H19ZM37 135V134H36ZM54 135V134H53ZM58 135H59V133H58ZM261 135V134H260ZM18 136V135H17ZM23 136V135H22ZM21 136V137H22ZM46 136V135H45ZM44 136V137H45ZM61 136V135H60ZM139 136V137H138ZM165 136V135H164ZM217 136V135H216ZM33 137V136H32ZM41 137V136H40ZM49 137H51L50 135H49ZM53 137V136H52ZM56 137V136H55ZM62 137V136H61ZM69 137V136H68ZM68 137H66V138H68ZM190 137H192V136H190ZM189 137V138H190ZM194 137V136H193ZM215 137V136H214ZM42 138V137H41ZM54 138V137H53ZM57 138H59V137H57ZM110 138V137H109ZM185 137L183 136V139H184ZM203 138H204V136H203ZM264 138V137H263ZM18 139H20V138H18ZM22 139V138H21ZM62 139V138H61ZM60 139V140H61ZM70 139V138H69ZM73 139V138H72ZM166 139V138H165ZM171 139V138H170ZM178 139H181V137L180 138H178ZM193 139V140H194ZM205 139V138H204ZM59 140V139H58ZM136 140V141H135ZM163 140V139H162ZM173 140V139H172ZM171 140V141H172ZM177 140V139H176ZM175 140V141H176ZM261 140H263V139H261ZM261 140H259V141H261ZM66 141V140H65ZM245 143H244V142ZM16 142V141H15ZM59 142V141H58ZM71 142V141H70ZM142 142V141H141ZM157 142V141H156ZM168 142V141H167ZM263 142V141H262ZM60 143H62V142H60ZM75 143V142H74ZM64 144V143H63ZM69 144V143H68ZM104 144V143H103ZM264 144V143H263ZM12 145H13V143H12ZM70 145V144H69ZM72 145V144H71ZM80 145V144H79ZM83 145V144H82ZM85 145V144H84ZM108 145H105V146H108ZM25 146V145H24ZM62 146H64V145H62ZM77 146V145H76ZM101 146V145H100ZM259 146V145H258ZM70 147V146H69ZM82 147V146H81ZM93 147V146H92ZM102 147V146H101ZM100 147V148H101ZM260 147V146H259ZM258 147V148H259ZM27 148V147H26ZM65 148V147H64ZM83 148H85V146L83 147ZM89 148V147H88ZM98 149H94V151H93V155L95 154V156H97V157H92L94 160L96 159V158H99L98 156H100L101 154H104L105 152L103 151H100L99 150V147H97ZM108 148V147H107ZM257 148V149H258ZM261 148V147H260ZM72 149H73V147H72ZM82 149V148H81ZM86 149V148H85ZM84 149V150H85ZM103 149V148H102ZM109 149V148H108ZM236 149H238V157L235 155V153L234 152H237V151H235ZM254 149V150H253ZM256 149V150H257ZM18 150V149H17ZM16 150V151H17ZM30 150V149H29ZM77 151H78V149H76ZM79 150H80V148H79ZM87 150V149H86ZM99 150V151H98ZM105 150V149H104ZM253 150V151H252ZM260 150V149H259ZM26 151V150H25ZM72 151V150H71ZM75 151V150H74ZM125 151H127V150H125ZM23 153H24V151H22ZM79 152V151H78ZM107 152V151H106ZM116 152V151H115ZM121 152V151H120ZM123 152V151H122ZM260 152V151H259ZM258 152V153H259ZM16 153V152H15ZM18 153V152H17ZM86 153V152H85ZM88 153V152H87ZM118 153V152H117ZM117 153H115V154H117ZM257 153V152H256ZM25 154V153H24ZM114 154V155H115ZM119 154V153H118ZM125 154V153H124ZM127 154V153H126ZM233 154L235 155V158H240V157H242V156H244V154H245V156L244 157H247V158H249L248 160H251L250 162L251 163H249L250 164V168H248V171L250 172H248L247 171V169L245 170L246 172H239V173H237V174H227L224 170H222V169H220L221 168V165H223L224 163L225 164H229L230 165V163H228L227 162V159H228V156L229 157H231V158H233L234 156H233ZM241 154V155H240ZM264 154V153H263ZM262 154V155H263ZM19 155V154H18ZM72 155H75V154H72ZM71 155V156H72ZM107 155H108V153H107ZM113 155V156H114ZM121 155H123V154H121ZM17 156V155H16ZM109 156V155H108ZM211 156V159L210 160H205L204 162H203V165H201L202 164V161H201V157H202V159H203V157H205L206 159H208L209 157ZM4 157V156H3ZM22 157V156H21ZM24 157V156H23ZM74 157V156H73ZM80 157H81V155H80ZM90 157V156H89ZM115 157V156H114ZM118 157V156H117ZM116 157V158H117ZM122 157V156H121ZM124 157V156H123ZM122 157V158H123ZM126 157H128V156H126ZM16 158V157H15ZM44 158V157H43ZM67 158H69V157H67ZM106 158H108V157H106ZM110 158V157H109ZM119 158V157H118ZM6 159V158H5ZM7 159H9V158H7ZM17 159V158H16ZM23 159V158H22ZM71 159V158H70ZM69 159V160H70ZM84 159V158H83ZM113 159V158H112ZM111 159V160H112ZM129 159V158H128ZM245 159V158H244ZM4 160V159H3ZM19 160V159H18ZM25 160H27V159H25ZM90 160V159H89ZM93 160V161H94ZM98 160V159H97ZM110 160V161H111ZM196 160V161H195ZM232 160V159H231ZM234 160V159H233ZM239 160H241V158L239 159ZM247 160V159H246ZM247 160V161H248ZM11 161V160H10ZM133 161V160H132ZM198 161V162H197ZM245 161V160H244ZM16 162H17V160H16ZM30 162V161H29ZM37 161H35V163H36ZM75 162V161H74ZM90 162V161H89ZM106 162V161H105ZM135 162V163H136ZM197 162V163H196ZM201 162V163H200ZM227 162V163H226ZM231 162V161H230ZM237 162V161H236ZM235 161L233 162V163H236ZM7 163V162H6ZM32 163H34V162H32ZM31 163V164H32ZM77 163H79V162H77ZM77 163H76V165H77ZM84 163H85V161H84ZM91 163H92V161H91ZM97 163V162H96ZM112 163V162H111ZM111 163H110V165H111ZM117 163V162H116ZM123 163V161L122 162H120V164H122ZM128 163H130V162H128ZM132 163V162H131ZM134 163V164H135ZM232 163V162H231ZM237 163H240V165H241V162H237ZM1 164H3V163H1ZM18 164V163H17ZM25 164V163H24ZM29 164V163H28ZM31 164H29L28 165V167H31ZM38 164V163H37ZM75 164V163H74ZM100 164V163H99ZM102 164H103V162H102ZM101 164V165H102ZM109 164V163H108ZM125 164V163H124ZM133 164V163H132ZM137 164H136V166H137ZM146 164V166H147V168H148V165ZM224 164V165H225ZM248 164V165H249ZM40 165V164H39ZM38 165V166H39ZM72 165V164H71ZM70 165V166H71ZM79 165V164H78ZM83 165V164H82ZM89 165V164H88ZM117 165V164H116ZM223 165V167L225 168V166ZM232 165V164H231ZM239 165V164H238ZM244 165H246V166H248L246 163L244 164ZM25 166H26V164H25ZM24 166V167H25ZM37 166V167H38ZM84 166V165H83ZM91 166H92V164H91ZM95 166V165H94ZM114 166V165H113ZM133 166V165H132ZM137 166V167H138ZM144 166V165H143ZM143 166L140 168V169H143ZM263 166V167H262ZM4 167V166H3ZM12 167V166H11ZM23 167V166H22ZM21 167V168H22ZM27 167V166H26ZM76 167V166H75ZM105 167L107 168V165H105ZM119 167V166H118ZM125 167H126V165H125ZM131 167V166H130ZM135 167V166H134ZM137 167H135L134 169H135V172H137L136 171V168ZM145 167V166H144ZM154 167V168H155ZM244 167V166H243ZM6 168H8V167H6ZM6 168L4 169V170H6ZM13 168V167H12ZM11 168V169H12ZM15 168V167H14ZM82 168V167H81ZM89 168V167H88ZM100 168H102V167H100ZM109 168V167H108ZM124 168V167H123ZM139 168H137V170H139ZM181 168V169H182ZM223 168V169H224ZM228 168V167H227ZM230 168V167H229ZM228 168V169H229ZM234 168V167H233ZM233 168H231V169H233ZM10 169V170H11ZM25 168H23V170H24ZM73 169H75L74 167H73ZM76 169H79L78 167H76ZM90 169V168H89ZM88 169V170H89ZM92 169V168H91ZM93 169H94V167H93ZM97 169V168H96ZM130 169V168H129ZM133 169V170H134ZM181 169H179V170H181ZM22 170V171H23ZM70 170V169H69ZM106 170H108V169H106ZM131 170V169H130ZM133 170H132V172H133ZM152 170V169H151ZM234 170V169H233ZM232 170V171H233ZM236 170V169H235ZM242 170V169H241ZM9 171V170H8ZM73 171V170H72ZM78 171V170H77ZM80 171V170H79ZM140 171V170H139ZM263 171H264V169H263ZM3 172V171H2ZM5 172V171H4ZM23 172H25V171H23ZM32 172V171H31ZM68 172V171H67ZM74 172H75V170H74ZM86 172V171H85ZM95 172V171H94ZM140 172H143V177H142V182H141V184L140 183H138L140 186H138V188H140V189H138L137 191H139V192H142V193H146V194H149V192H150V184L152 183V182H154L152 179H154V178H152L151 179V177H153L152 176V173H149L148 171H146V169L145 170H141ZM149 174H148V173ZM156 172V171H155ZM229 172H231L230 170H229ZM234 172V171H233ZM18 173V172H17ZM26 173V172H25ZM71 173V172H70ZM121 173V172H120ZM137 173H139V172H137ZM177 173V172H176ZM176 173H175V175H176ZM180 173H182V172H180ZM6 174V173H5ZM9 174V173H8ZM24 174V173H23ZM67 174V173H66ZM72 174H74V173H72ZM71 174V175H72ZM83 174H86V173H84L83 172ZM82 174V172H81V176L83 175ZM94 174V173H93ZM92 174V175H93ZM122 174H123V172H122ZM131 174V173H130ZM133 174V173H132ZM160 174V173H159ZM25 175V174H24ZM88 175V174H87ZM121 175V174H120ZM134 175V174H133ZM132 175V176H133ZM141 175V174H140ZM140 175H139V177H140ZM154 175V174H153ZM156 175V174H155ZM161 175V174H160ZM174 175V174H173ZM174 175V176H175ZM263 175H264V173H263ZM1 176V175H0ZM65 176V175H64ZM69 176V175H68ZM75 176V175H74ZM86 176V175H85ZM90 176V175H89ZM102 176V175H101ZM104 176V175H103ZM126 176H127V174H126ZM173 176V177H174ZM181 176V175H180ZM244 176H247V181L245 180V184L244 185H238V183H239V180L242 178V177H244ZM67 177V176H66ZM77 177H79V175H77ZM84 176H82V178H83ZM124 177V176H123ZM136 177V176H135ZM138 177V176H137ZM138 177V178H139ZM157 177V176H156ZM3 178V177H2ZM70 178V177H69ZM68 178V179H69ZM75 177H73V179H74ZM99 178V177H98ZM120 178H122V176L121 177H119V179ZM133 178V177H132ZM39 179V178H38ZM119 179H118V181H119ZM246 179V178H245ZM7 180V179H6ZM5 180V181H6ZM23 180V179H22ZM30 180V179H29ZM28 180V181H29ZM44 180V179H43ZM46 180V179H45ZM51 180H52V178H51ZM66 180H67V178H66ZM66 180L64 181V182H66ZM76 180V179H75ZM78 180V179H77ZM85 180H87V178L85 179ZM92 180V179H91ZM101 180V179H100ZM117 180V179H116ZM123 180V179H122ZM139 180V179H138ZM137 180V181H138ZM261 180V179H260ZM260 180H257L258 182L260 181ZM1 181V180H0ZM8 181V180H7ZM13 181V180H12ZM36 181V180H35ZM34 181V182H35ZM47 181H48V179H47ZM52 181H54V180H52ZM59 181H61V180H59ZM73 181V180H72ZM125 181H126V178H125ZM135 181V180H134ZM158 181V180H157ZM180 181H178V182H180ZM256 181V182H257ZM262 181H264V179L262 180ZM15 182V181H14ZM71 182V181H70ZM120 182V181H119ZM255 182V181H254ZM256 182L255 183H253V184H256ZM1 183V182H0ZM4 183V182H3ZM11 183V182H10ZM23 183H25V181L24 182H21V180H20V182L19 183H17V184H15L14 185V187H21L22 186V184ZM39 183V182H38ZM47 183H49V182H47ZM56 183V182H55ZM59 183V182H58ZM61 184H62V181L60 182ZM69 183V182H68ZM73 183V185H74V182H72ZM79 184H81V182L79 181L78 182ZM116 183V182H115ZM133 185H135V182H131ZM160 183V182H159ZM195 183V182H194ZM200 183V182H199ZM199 183H198V185H199ZM215 183V182H214ZM213 183V184H214ZM216 183V184H217ZM244 183V182H243ZM262 183V182H261ZM54 184V183H53ZM64 184V183H63ZM83 184V183H82ZM119 184V183H118ZM117 184V185H118ZM131 184V185H132ZM154 184V183H153ZM167 184V183H166ZM193 184V183H192ZM196 184V183H195ZM216 184H214V185H216ZM249 184V185H248ZM258 184V183H257ZM7 185V184H6ZM30 185V184H29ZM51 185V184H50ZM111 185V184H110ZM130 185V186H131ZM132 185V186H133ZM137 185V184H136ZM148 185L150 186L149 188H148ZM152 185V184H151ZM159 185V184H158ZM178 185V184H177ZM184 185V184H183ZM187 185V184H186ZM185 185V186H186ZM189 186H190V184H188ZM213 185V186H214ZM12 186V185H11ZM25 186V185H24ZM53 186V185H52ZM67 186V185H66ZM129 186V185H128ZM154 186V185H153ZM169 186V185H168ZM175 186V185H174ZM188 186V187H189ZM193 186V185H192ZM195 186V185H194ZM193 186V187H194ZM197 186V185H196ZM200 186V185H199ZM202 186V185H201ZM200 186V187H201ZM213 186H212V188H213ZM251 186H252V184H251ZM254 186V185H253ZM5 187V186H4ZM9 187V186H8ZM58 187H61V188H65V187H63V185H58ZM154 187H156V186H154ZM161 187V186H160ZM179 187V186H178ZM180 187H181V185H180ZM183 187V186H182ZM191 187V186H190ZM189 187V188H190ZM207 187V186H206ZM259 187H261V186H259ZM263 187H264V185H263ZM12 188V187H11ZM27 188V187H26ZM28 188H30V187H28ZM27 188V189H28ZM129 188V187H128ZM162 188V187H161ZM165 188V187H164ZM168 189L169 188H171V187H167ZM166 188V189H167ZM184 189H182L181 188V190H182V192H184V194H185V196H186V194H187V196H186V198L188 197V198H190V199H192L193 201H199V192H194V191H197V190H193L192 189V191L190 192V190H187L186 188H187V186L186 187H183ZM194 188H196L197 189V187H194ZM204 188V187H203ZM211 188V187H210ZM256 188V187H255ZM2 188H0V190H1ZM15 189V188H14ZM25 189V188H24ZM23 189V190H24ZM60 189V188H59ZM68 189V188H67ZM81 188H79V190H80ZM136 189H137V187H135L133 190H135L136 191ZM173 189H175V188H173ZM218 189V188H217ZM19 190V189H18ZM37 190V189H36ZM39 190H40V188H39ZM152 190V189H151ZM204 190V189H203ZM203 190H202V192H203ZM11 191V190H10ZM14 191V190H13ZM12 191V192H13ZM56 191V190H55ZM160 191V190H159ZM179 191V190H178ZM199 191V190H198ZM261 191H262V189H261ZM261 191H260V193H261ZM66 192V191H65ZM77 192V191H76ZM128 192H130V189H129V191ZM153 192H154V190H153ZM153 192H152V194H153ZM163 192V191H162ZM168 192V191H167ZM161 193L162 195H159V193L160 192H156V193H158V195H157V197H154V198H156L157 200H159V199H162L161 197L164 195H169V198H171L170 197V195L171 196H173L174 197V195H175V197H178L177 195H176V193H174V195H172V193H171V190L168 192V193ZM173 192H174V190H173ZM181 192V193H182ZM192 192H194V193H192ZM200 192H201V189H200ZM201 192V193H202ZM208 192V191H207ZM223 192H227L228 194H227V197H224L223 198V195H222V193ZM253 192V191H252ZM10 193V192H9ZM21 193V192H20ZM45 193V192H44ZM62 193V192H61ZM131 193V192H130ZM130 193H129V195H130ZM181 193H180V196H181ZM204 193V192H203ZM211 193H209V195L211 194ZM259 193V194H260ZM7 194V193H6ZM13 194V193H12ZM35 194H36V191H35ZM106 194H107V192H106ZM105 194V195H106ZM109 194V193H108ZM113 194V193H112ZM179 194V193H178ZM183 194V193H182ZM230 194V195H229ZM258 194V195H259ZM262 194H263V192H262ZM17 195V194H16ZM47 195H48V193H47ZM99 195V194H98ZM101 195V194H100ZM129 195H128V197H129ZM141 195V194H140ZM201 195V194H200ZM248 195V194H247ZM254 195H255V192H254ZM254 195H252V196H254ZM257 195V194H256ZM255 195V196H256ZM2 196V195H1ZM14 196V195H13ZM44 196V195H43ZM66 196V195H65ZM93 196H94V194H93ZM121 196V195H120ZM146 196V195H145ZM153 196V195H152ZM184 196V197H185ZM208 196V195H207ZM211 196V195H210ZM209 196V197H210ZM254 196V197H255ZM262 196V195H261ZM15 197H17V196H15ZM31 197H33V195L31 196ZM41 197V196H40ZM47 197V196H46ZM46 197H45V199H46ZM79 197V196H78ZM103 197V196H102ZM101 197V198H102ZM107 197V196H106ZM109 197V196H108ZM107 197V198H108ZM110 197H112V196H110ZM115 197V196H114ZM140 197V196H139ZM139 197H138V199L137 200H140L139 199ZM149 197H151V196H149ZM172 197V199H174ZM198 197V198H197ZM202 197V196H201ZM201 197H200V199H201ZM241 197V198H240ZM253 197V198H254ZM2 198V197H1ZM20 198V197H19ZM25 198V197H24ZM49 198H51L50 196H49ZM82 198V197H81ZM94 198V197H93ZM123 198V197H122ZM125 198H126V196H125ZM141 198H143V196L141 197ZM183 198V197H182ZM203 198H205V197H203ZM202 198V199H203ZM246 198H249V195L248 196H246ZM26 199V198H25ZM27 199H29V198H27ZM83 199V198H82ZM89 199V198H88ZM87 199V200H88ZM136 199V198H135ZM149 199V198H148ZM147 199V200H148ZM206 199H207V197H206ZM210 200H212V199H214L213 197H212V199H211V197L209 198ZM257 199H259V197L257 198ZM257 199H255V200H257ZM32 200V199H31ZM41 200H42V197H41ZM53 200V199H52ZM76 200V199H75ZM122 200V199H121ZM137 200H135L133 203H134V205L135 206H137V205H140L139 204V201H137ZM152 200V199H151ZM165 200V199H164ZM171 200V199H170ZM183 200H185V199H183ZM203 200H205V199H203ZM237 200V201H236ZM248 200V199H247ZM246 200V201H247ZM250 200V199H249ZM18 201H19V199H18ZM24 201V200H23ZM45 201V200H44ZM131 201V200H130ZM144 201V200H143ZM153 201V200H152ZM166 201V200H165ZM186 201V200H185ZM213 201V200H212ZM211 201V202H212ZM27 202V201H26ZM88 202H89V200H88ZM119 202V201H118ZM123 202V201H122ZM138 202V203H137ZM148 202H150V200L148 201ZM175 202V201H174ZM210 202V203H211ZM30 203V202H29ZM121 203V202H120ZM124 203V202H123ZM147 203V202H146ZM171 203V202H170ZM205 203V204H204ZM216 203V204H215ZM258 203V202H257ZM257 203H253V204H257ZM260 203V202H259ZM76 204H78L77 206H81V207H83V209L84 208H86L88 205H87V203H85L84 201H82L81 199L80 200H78V202L76 203ZM75 204V205H76ZM90 204V203H89ZM122 204V203H121ZM128 204V203H127ZM145 204V203H144ZM143 204V205H144ZM195 204V203H194ZM193 204V205H194ZM198 204H199V202H198ZM212 204V203H211ZM252 204V203H251ZM54 205V204H53ZM58 205V204H57ZM103 205H105V204H103ZM130 205H132V202H131V204ZM142 205V204H141ZM141 205H140V207H141ZM169 205V204H168ZM196 205V204H195ZM208 205V204H207ZM248 205V204H247ZM255 205H254V207H255ZM52 206V205H51ZM73 206V205H72ZM145 206V205H144ZM147 207H148V205H146ZM158 206V205H157ZM160 206H161V204H160ZM167 206V205H166ZM170 206V205H169ZM226 206H228V209H226V210H229V211H227V212H229V213H227V212H225V214H222V213H224V211L225 210H223V209H225V207ZM252 206V205H251ZM58 207H59V205H58ZM67 207V206H66ZM92 207V206H91ZM105 207V206H104ZM110 207V206H109ZM108 207V208H109ZM129 207H131V206H129ZM132 207H133V205H132ZM138 207V206H137ZM143 207V206H142ZM156 207V206H155ZM155 207H153V208H155ZM173 207V206H172ZM192 207V206H191ZM249 207V206H248ZM258 207H259V205H258ZM263 207V206H262ZM63 208V207H62ZM107 208V209H108ZM136 208V207H135ZM156 208H158V207H156ZM197 208V209H198ZM245 208V207H244ZM251 208V207H250ZM256 208H257V205H256ZM15 209H17V208H15ZM42 209V208H41ZM55 209V208H54ZM64 209V208H63ZM68 209V208H67ZM94 209H95V207H94ZM111 209V208H110ZM138 209V208H137ZM146 208H144V210H145ZM150 209V208H149ZM148 209V210H149ZM159 209H161V208H159ZM158 209V210H159ZM162 209H166V208H164V206H163V208ZM161 209V210H162ZM169 209H172L171 208V206H170V208ZM174 209V208H173ZM176 209V208H175ZM174 209V210H175ZM9 210L11 211L12 210V208L10 209L9 208ZM44 210V209H43ZM50 210H51V208H50ZM57 210V209H56ZM66 210V209H65ZM82 210V209H81ZM84 210H87V209H84ZM143 210V211H144ZM156 210V209H155ZM179 210V209H178ZM177 210V211H178ZM251 210V209H250ZM262 210H263V208H262ZM10 211H8V213H9V215H10ZM45 211V210H44ZM60 211V210H59ZM63 211V210H62ZM73 211H74V209H73ZM105 211V210H104ZM130 211V210H129ZM164 211V210H163ZM167 211L168 210H166V213H167ZM176 211V212H177ZM254 211H255V209H254ZM253 211V212H254ZM16 212V211H15ZM14 212V213H15ZM18 212V211H17ZM16 212V213H17ZM55 212V211H54ZM85 212V211H84ZM101 212V211H100ZM111 212V211H110ZM142 212V211H141ZM161 212V211H160ZM165 212V211H164ZM163 212V213H164ZM168 212H170V210L168 211ZM7 213V214H8ZM48 213V212H47ZM66 213V212H65ZM132 213H134V216H135V211L134 212H132ZM144 212H142V214H143ZM193 213V214H192ZM256 213V212H255ZM12 214V213H11ZM45 214H46V212H45ZM73 214V213H72ZM81 214V213H80ZM100 214V213H99ZM111 214V213H110ZM138 214V213H137ZM253 214V213H252ZM257 215L259 214L260 215V212H258V213H256ZM255 214V215H256ZM264 214V213H263ZM5 215V214H4ZM4 215H3V217H4ZM65 215V214H64ZM67 215V214H66ZM76 215V214H75ZM82 215V214H81ZM115 216H116V214H114ZM128 215H129V213H128ZM249 215V216H248ZM1 216V215H0ZM6 216V215H5ZM10 216H12V215H10ZM16 216V215H15ZM102 216V215H101ZM108 216H110L109 215V212H108ZM114 216V217H115ZM134 216H132V218L134 217ZM138 216V215H137ZM170 216V215H169ZM171 216H172V214H171ZM170 216V217H171ZM247 216H248V218H247ZM252 217L254 216V215H251ZM31 217V216H30ZM34 217V216H33ZM51 217V216H50ZM65 218L63 219V220H61V221H59V222H61V225H62V227H64V229L61 231V233L60 232H58V234L59 235H51L50 233H48L49 231H46V229H44V232H46V233H39V232H36V233H34V231H32L33 233H29V235H27L26 234V232L25 233H21V234H19V235H16L15 236V238H12V236H9V234L8 233H12V232H14V231H12V229H9V226L4 230V231H2L1 233H2V236L0 237V244L3 242L4 244H2V245H4V246H6L7 245V247L9 246H13V247H15V248H18V247H21L20 249H19V251H16V256H17V260H23V262H24V264H50V263H55V264H90V262H91V260H90V262H87V256H88V254H89V250L90 249H88V250H85L84 251V246L82 245L83 243H84V240H85V238L87 237L86 236V234L87 235H89V234H91V236H92V234L94 233V235L95 234H97L96 233V231H98V230H100V227H102L100 224H101V222H103V221H97V222H100V223H96L95 222V224H93V226L91 225H89L90 227H87V228H84V223H82L79 219H77L78 217H76V218H74V216H71V215H68V216H64ZM94 217H95V215H94ZM257 217V216H256ZM255 217V219L254 220H256V219H259V218H256ZM263 217H264V215H263ZM79 218H80V216H79ZM113 218V217H112ZM127 218V217H126ZM129 218V217H128ZM131 218V217H130ZM135 218V217H134ZM137 219H139L138 217H136ZM167 218V217H166ZM219 218V219H220ZM9 219V218H8ZM12 219V218H11ZM10 219V220H11ZM15 219V218H14ZM38 219V218H37ZM41 219H43L42 217H41ZM61 219V218H60ZM87 219V218H86ZM102 219H104V218H102ZM118 219H120V218H118ZM124 219V218H123ZM263 219V218H262ZM19 220V219H18ZM25 220V219H24ZM24 220H22V222L24 221ZM29 220V222H28V224L29 225H31V227L32 226H37L38 224H40L42 221L41 220H39L40 222L39 223H37V221H36V223H32V221L33 220H36V219H34L33 218V220L31 219H28ZM49 219H47V221H48ZM81 220H82V218H81ZM83 220H85V219H83ZM82 220V221H83ZM97 220H98V217H97ZM122 220V219H121ZM130 220V219H129ZM212 220V219H211ZM218 220V219H217ZM223 220V221H224ZM253 220V221H254ZM0 221H2L1 219H0ZM17 221V220H16ZM21 221V220H20ZM31 221V222H30ZM86 221V220H85ZM109 221V220H108ZM137 221V220H136ZM164 221V220H163ZM166 221V220H165ZM164 221V222H165ZM208 221V220H207ZM213 221V220H212ZM257 221V220H256ZM9 222V221H8ZM14 222V221H13ZM25 222V221H24ZM84 222V221H83ZM113 222H114V218H113ZM112 222V224H114ZM118 222H120V225H119V227H116L117 229H121V230H118V231H122V229H123V227L126 225V223H125V225H124V223H121V221H118ZM117 222V223H118ZM123 222V221H122ZM134 222V221H133ZM171 222H168V223H171ZM190 223V222H195V223H192L193 225H189L187 228H186V230H184L185 229V227L187 226V224L186 223ZM214 222H216L215 220H214ZM213 222V223H214ZM221 222V221H220ZM219 222V220H218V223H217V225L220 223ZM258 222V221H257ZM11 223V222H10ZM15 223V222H14ZM19 223V222H18ZM47 223V222H46ZM49 223V222H48ZM52 223H53V221H52ZM104 223V222H103ZM129 223V222H128ZM131 223V222H130ZM130 223H129V225H130ZM159 223H161V222H159ZM166 223V222H165ZM163 223L164 225H166V224H168V223ZM188 223V224H189ZM261 223H262V221H261ZM263 223H264V220H263ZM16 224V223H15ZM27 224V223H26ZM43 224H45V222L44 223H42V225ZM58 224V223H57ZM89 224V223H88ZM92 224V223H91ZM111 224V223H110ZM132 224V223H131ZM136 224H137V222H136ZM142 224V223H141ZM172 224V223H171ZM179 224H181V225H179ZM214 224H216V223H214ZM214 224H211V225H214ZM226 224H224V225H226ZM251 224V223H250ZM253 224H254V222H253ZM252 224V225H253ZM3 225V224H2ZM16 225H18V224H16ZM15 225V226H16ZM60 225V224H59ZM60 225V226H61ZM87 225V224H86ZM85 225V226H86ZM103 225V224H102ZM128 225V224H127ZM128 225V226H129ZM160 225H162V223L160 224ZM169 225V224H168ZM173 225V224H172ZM186 225V226H185ZM252 225H250V226H252ZM255 225H256V222H255ZM259 226H260V223L258 224ZM257 225V226H258ZM4 226V225H3ZM20 226L21 225H19V228L18 229H20ZM57 226V225H56ZM121 226H123V227H121ZM132 226V225H131ZM131 226H129V227H131ZM136 226V225H135ZM157 226H158V223H157ZM196 226H194V228L196 227ZM250 226H249V228H247V229H252L253 227H255L254 225L252 226V228H250ZM256 226V227H257ZM257 227V228H260V227ZM14 227V226H13ZM38 227V226H37ZM42 227V226H41ZM46 227H48V226H46ZM121 227V228H120ZM142 227V226H141ZM167 227V226H166ZM169 227V226H168ZM167 227V228H168ZM2 228V227H1ZM16 228V227H15ZM27 228V227H26ZM29 228V227H28ZM27 228V229H28ZM33 228V227H32ZM56 228V227H55ZM107 228H108V226H107ZM113 228V227H112ZM115 228V229H116ZM126 228H128V227H126ZM132 228V227H131ZM138 228V227H137ZM161 228V227H160ZM162 228H163V226H162ZM165 228V227H164ZM175 228V229H176ZM191 228V230L190 231H192L193 229ZM199 228H200V226H199ZM214 228V227H213ZM3 229V228H2ZM58 229V228H57ZM105 229V228H104ZM114 229V230H115ZM130 229V228H129ZM133 229V228H132ZM131 229V230H132ZM208 229L211 231V232H207L208 231ZM10 230H11V232H10ZM34 230V229H33ZM53 230V229H52ZM59 230V229H58ZM109 230V229H108ZM111 230V229H110ZM134 230V229H133ZM163 230V229H162ZM165 230V229H164ZM173 230V229H172ZM177 229H176V231H178ZM188 230V233L190 232ZM195 230H197V228H195ZM194 230V231H195ZM254 230H255V228H254ZM257 230H259V229H257ZM27 231V230H26ZM161 231V230H160ZM167 231H168V229H167ZM169 231H171L170 229H169ZM201 232V230H198V233H200ZM249 232H250V230H248ZM53 232V231H52ZM56 232V231H55ZM54 232V233H55ZM99 232V231H98ZM113 232V231H112ZM127 232H130V231H127ZM134 232V231H133ZM133 232H131V233H133ZM187 232V231H186ZM185 232V233H186ZM197 232V231H196ZM195 232V233H196ZM206 232V234L204 235V233ZM239 232V231H238ZM0 233V234H1ZM89 233V234H88ZM106 233H108V232H106ZM109 233H111V232H109ZM114 233V232H113ZM126 233V232H125ZM161 233V232H160ZM163 233V232H162ZM168 233V232H167ZM171 233V232H170ZM178 233V232H177ZM193 233V232H192ZM202 233H200V234H202ZM208 233V234H207ZM243 233V232H242ZM241 233V234H242ZM257 233H259V231H257ZM262 233H264V232H262ZM53 234V233H52ZM119 234V233H118ZM118 234H116L117 236H118ZM122 234V233H121ZM124 234V233H123ZM130 234V233H129ZM179 234V233H178ZM181 234V233H180ZM187 234V233H186ZM238 234V233H237ZM248 234H250V233H248ZM256 234V233H255ZM108 235V234H107ZM111 235V234H110ZM109 235V236H110ZM176 235V234H175ZM182 235V234H181ZM180 235V236H181ZM185 235V234H184ZM195 235V236H194ZM261 235V234H260ZM263 235V234H262ZM261 235V236H262ZM84 236H86L85 238H84ZM95 236H99V235H95ZM106 236V235H105ZM134 236V235H133ZM132 236V237H133ZM137 236V235H136ZM160 236V235H159ZM163 236V235H162ZM183 236V235H182ZM200 235L199 234H194L193 233V237H199ZM96 237V238H97ZM122 237V236H121ZM165 237V238H164ZM164 237H162V238H164V239H166V236H164ZM202 237V238H203ZM237 237H238V235H237ZM94 238V237H93ZM96 238H94V239H96ZM106 238H108V237H106ZM114 238H115V236H114ZM113 238V239H114ZM118 239H119V236L117 237ZM129 237H127V239H128ZM190 238H192V237H189V239ZM201 237H200V239H202ZM235 238V237H234ZM257 238V237H256ZM94 239H93V241H94ZM98 239V238H97ZM99 239H100V237H99ZM98 239V240H99ZM105 239V238H104ZM126 239V238H125ZM168 239H169V237H168ZM180 239V238H179ZM184 239V238H183ZM182 239V240H183ZM194 239V238H193ZM192 239V240H193ZM198 239V238H197ZM196 239V244L198 243V241H201V240H197ZM204 239V240H205ZM264 239V238H263ZM89 240H90V238H89ZM107 240V241H106ZM106 240H104L105 241V243L106 242H108V239H106ZM116 240V239H115ZM120 240V239H119ZM156 240V239H155ZM167 240V239H166ZM165 240V241H166ZM181 240V239H180ZM188 240V239H187ZM191 240V239H190ZM203 240V239H202ZM207 240L205 241V244H206V242H207ZM238 240V239H237ZM253 240H254V238H253ZM257 240V239H256ZM79 241L81 242L82 241V244H80V245H82L83 246V249H81V250H79L78 249V245H79ZM100 241H101V239H100ZM103 241V240H102ZM125 241V240H124ZM129 241V240H128ZM162 241H164V240H162ZM164 241V242H165ZM184 241V240H183ZM90 242H92V240L90 241ZM99 242V241H98ZM111 242V238H109V242L108 243H110ZM116 242H119L118 240L116 241ZM170 242V241H169ZM193 242V241H192ZM238 242V241H237ZM35 243H38V245L39 244H41V246H46V248H47V251H45V252H47V253H44V254H42L41 252V254H42V256L41 257H39V258H34L33 257V255L30 257V255H29V258H28V256H26L25 254L27 253V251H31V246L33 247V245L32 244H35ZM88 243V242H87ZM107 243V244H108ZM115 243V241L113 242V244ZM123 243V242H122ZM126 243H128V242H126ZM132 243V242H131ZM130 243V244H131ZM166 243V242H165ZM168 243V242H167ZM194 243V242H193ZM200 243V242H199ZM198 243V244H199ZM202 243V242H201ZM96 244V243H95ZM94 244V245H95ZM102 244V243H101ZM117 244V243H116ZM134 244V243H133ZM171 244V243H170ZM188 244H190L191 245V242L189 241V243ZM195 244V243H194ZM203 244V243H202ZM212 244V243H211ZM217 244V245H216ZM230 244V245H229ZM1 245V246H2ZM91 245V244H90ZM124 245V244H123ZM264 245V244H263ZM0 246V247H1ZM4 246H3V248H4ZM26 246V247H25ZM92 246H93V244H92ZM113 246V245H112ZM121 246V248H122V245H120ZM129 245H126V248L128 247ZM171 246H173V245H171ZM192 246V245H191ZM198 248L199 247H202V246H199V245H196ZM209 246H210V244H209ZM251 246V245H250ZM255 246V245H254ZM12 247V249H14ZM36 247V246H35ZM54 247L55 248H57L58 250H59V252H57V253H53L54 251H52V250H55L54 249ZM95 247V246H94ZM130 247V246H129ZM168 247V246H167ZM175 247V248H176ZM197 247H195L196 249H198ZM211 247H212V245H211ZM256 247V246H255ZM254 247V248H255ZM6 248V247H5ZM34 248V247H33ZM37 248V247H36ZM88 248V247H87ZM99 248V247H98ZM102 248H104V247H102ZM109 248V247H108ZM115 248V247H114ZM117 248V247H116ZM119 248V247H118ZM132 248V247H131ZM178 248H176V249H178ZM2 249V248H1ZM0 249V250H1ZM38 249V248H37ZM106 249V248H105ZM104 249V250H105ZM130 249V248H129ZM174 249V248H173ZM176 249H174V250H176ZM250 249V248H249ZM251 249H253L252 247H251ZM262 249V248H261ZM17 250V249H16ZM79 250V251H78ZM92 250V249H91ZM127 250V249H126ZM167 250H168V248H167ZM179 250V249H178ZM198 250H200V249H198ZM257 250V249H256ZM260 249H258V251H259ZM264 250V249H263ZM262 250V251H263ZM4 251V250H3ZM11 251H13V250H11ZM33 251H35V250H33ZM37 251H39V250H37ZM37 251L36 252H33V254L34 255H36V253H37ZM96 251V250H95ZM98 251L100 252V249H98ZM107 251V250H106ZM112 251H113V249H112ZM122 251H125V250H122ZM130 251V250H129ZM183 251V249H182V251L180 250V251H178V252H184ZM192 251V252H191ZM261 251V250H260ZM259 251V252H260ZM9 252H10V250H9ZM120 252V251H119ZM118 252V253H119ZM128 252V251H127ZM163 252V251H162ZM168 252V251H167ZM177 252V253H178ZM184 252V253H185ZM249 252V251H248ZM252 252V251H251ZM254 252V251H253ZM264 252V251H263ZM263 252H261L262 254H263ZM3 253V252H2ZM29 253V252H28ZM40 253H38V254H40ZM103 253V252H102ZM147 253V252H146ZM175 253V252H174ZM187 253H192V254H187ZM245 253V252H244ZM260 253V254H261ZM1 254V253H0ZM12 254H14V251H13V253ZM93 254V253H92ZM95 254V253H94ZM101 254V253H100ZM123 254V253H122ZM127 254V253H126ZM149 254V253H148ZM148 254H141L140 255V258L138 259V261L136 262L135 261V263H137V264H151L152 262V256L150 257ZM153 254V253H152ZM164 254V253H163ZM168 254V253H167ZM180 254V253H179ZM246 254V253H245ZM2 255V254H1ZM24 255V256H23ZM102 255H104V254H102ZM137 255V254H136ZM139 255V254H138ZM234 255V254H233ZM37 256V255H36ZM112 256V255H111ZM110 256V257H111ZM131 256H132V254H131ZM162 256V255H161ZM176 256V255H175ZM221 257V260L222 259H225L226 258V256L228 257L227 259H225L224 261L222 260H219L218 258H220ZM238 256V255H237ZM245 256V255H244ZM250 256V255H249ZM253 256V255H252ZM9 257V256H8ZM92 257H94V256H92ZM109 257V256H108ZM180 257H181V254H180ZM236 257V256H235ZM3 258V257H2ZM12 258V257H11ZM16 258V257H15ZM89 258V257H88ZM99 258V257H98ZM120 258V257H119ZM131 258V257H130ZM154 258V257H153ZM167 258V257H166ZM194 258V260H192ZM230 258V259H229ZM238 258V257H237ZM85 259V260H84ZM92 259V258H91ZM111 259V258H110ZM134 259V258H133ZM137 259V258H136ZM165 259V258H164ZM236 259V258H235ZM248 259V258H247ZM246 259V260H247ZM101 260V259H100ZM99 260V261H100ZM122 260V259H121ZM178 260V259H177ZM251 260H253V259H251ZM249 261L250 262V264H260V262H258V261H256V260H253V261ZM2 262L0 263V264H9V262L7 261H5L4 259L3 260H1ZM10 261V260H9ZM14 261V260H13ZM108 261V260H107ZM113 261H115L114 259H113ZM113 261H110V262H113ZM118 261V260H117ZM117 261H115V263H117ZM120 261V260H119ZM125 261H127V260H125ZM131 261H132V259H131ZM170 261V262H169ZM259 261H262V260H259ZM15 262V261H14ZM98 262V261H97ZM103 262H105V261H103ZM109 262V261H108ZM156 262V261H155ZM171 262H173V261H171V260H168L167 261V263H171ZM177 262V261H176ZM252 262V263H251ZM22 263V262H21ZM135 263H133V264H135ZM160 263H162V262H160ZM159 263V264H160ZM175 262H173V264H174ZM239 263V262H238ZM241 263V262H240ZM243 263H244V260H243ZM246 264L248 263V261H246L245 262ZM244 263V264H245ZM15 264V263H14ZM107 264V263H106ZM109 264V263H108ZM129 264V263H128ZM131 264V263H130ZM172 264V263H171ZM176 264V263H175ZM179 264V263H178ZM197 264V263H196ZM209 264V263H208ZM249 264V263H248Z\"/></svg>",
    "mask_w": 264,
    "mask_h": 264
}]
</instances>
